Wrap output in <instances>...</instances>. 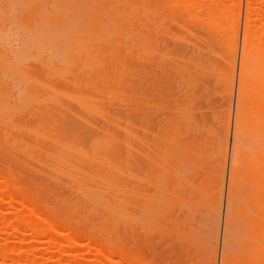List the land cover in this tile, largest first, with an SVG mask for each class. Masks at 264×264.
Returning <instances> with one entry per match:
<instances>
[{
  "label": "rangeland",
  "instance_id": "obj_1",
  "mask_svg": "<svg viewBox=\"0 0 264 264\" xmlns=\"http://www.w3.org/2000/svg\"><path fill=\"white\" fill-rule=\"evenodd\" d=\"M13 1L14 0H10L8 3L4 0H0V2L4 3V7H3V5L2 6L0 5V13L2 14V15L0 14L1 15L0 16V22L2 25V27L0 25V28L3 29V30L0 29V53H1L0 63H2V65H1L2 67L4 64H7V67L10 65L14 66V64H15L14 67H18L19 69H21V72H22V73H19L18 69H11L10 67L7 68L5 66H4V68H0V73L2 74V76H4V74L6 75V76H4L5 77L4 78V77H1V74H0V81H1L0 87H1V85H6L5 88H3V87L0 88V91H1L0 96H2V97H0V100H2L0 102H3V101L7 102L8 101V103H9V104L6 102L0 103L1 106L3 105V107H0L1 108L0 109V116H1V114H2V117H4L6 115L5 118H3V120H2V117H0V120H1L0 121V149H1L0 150V156H1L0 157V178L4 179V180L0 179L1 180L0 181L1 182L0 183V190L2 191V194L0 195V218H1V220H0V245L2 244V246H3V247L0 246V248H2V249L5 248L6 244H7V246L11 245L12 248L14 249V253H13V251H12L13 255H11L9 252L7 253L8 255H6V256H9L8 257L9 259L7 257H6V259L0 257V264H11V263L12 264H25V258H27L29 256L35 258L41 264H77V262L79 260H81L79 262H82L83 264H96V260H97L96 258L98 257L96 255L97 254V245L99 243L102 245V247L104 246V248L109 250V252H112L111 254L114 255L115 259L126 258L127 262H125V264H223V258H224L223 257V253H224L223 251L225 250V248H227V246H229V249L228 248L227 249L230 252V254L228 256H230L231 254H233V256L234 255L236 256L237 255L236 248L239 247L238 245L240 244V239L241 240L243 239L242 237L240 238L239 236H246L247 235V234L242 235L240 230H238V228L243 224V222L241 223V220L238 218L240 216L237 215L238 209H236V208L241 206V205H239L241 203L245 207L250 206V204H253V206H254V204L260 203V201L262 202L263 201L262 198L264 199V195L261 193L262 190L259 188V187H262V185L264 184V181H263L264 180V166H263L264 163H262V162H264L263 156H262L263 160L259 161L260 162L259 164H257L258 159L260 160L259 157L257 158L256 156H254V158L252 159V161L253 160L255 161V157H256L257 161H255V163L257 162L256 164L259 167V168L257 167V172H256L257 178L250 176L252 178V180H253V178L255 180L250 181L248 186L250 185V183H251V186H249V188L246 187V190L244 189L246 194L248 192L247 190L250 188H251L250 191L254 188L257 190V193H255L256 192L255 189L253 190V192L255 191L254 193L256 195V196L254 195L256 198H254V196H253L254 200H252L253 198L252 199L248 198L249 200L251 199L250 201H253L254 203L250 202L248 200L250 203L248 205V204H246V203H248V202H246L247 197L245 199H243V196L239 197L238 195H237L238 199L237 198L233 199L236 194L234 196L232 195L233 198L232 197L229 198V194H230L229 192L232 191V188H233V192H235V191L237 192L236 189H238L234 185V183L237 184V182H236L237 180L234 183H232V180H234L237 176L234 178L233 176L230 175L233 173L230 171V170H232V169H230V168H232V166L230 167V164L232 161H234V159H231V158H233L232 149L234 148V146L236 145L235 143L237 142L236 141V135L237 134L234 133L235 132L234 126L237 124V121H236L237 119L235 120V118H237L236 114L238 113V110H239L238 108L241 107L242 103L244 105L246 104V106H247V103H244L245 99L242 97V95H240V94H242V92H239V90H238L239 89L238 83H239V79H240L239 69H240V65H241L240 61H241V57H242L241 53L243 51L242 45H243V41H245V37H243V35H244V23H245V20L247 21V16H246L247 15L246 14L247 13V2H246L247 0H195V1L194 0H187L188 5H191L192 10H191L190 6L186 7L187 6V5H185V4H187L186 0H175V1L174 0H143V1L142 0H127L128 1L127 3L138 6L139 10H137V11H135L134 9H131L129 6L130 4L127 5L126 7L119 5L117 8L116 7L117 4L113 0H110V1L108 0L107 1L108 4L106 7L107 8L111 7L110 12L112 10V6L116 5L114 7L116 8V10H118V12L122 13V11H123V13L124 12L128 13V11L130 10L133 13H135V16H134V14L132 16L133 18L130 21L132 23H130V24H127L126 20L121 21L120 19L119 20L121 22L119 23L117 17H120L121 14L119 16L116 15L117 16L116 17L115 14L112 13L113 11L111 12L112 15H110V17H109V15H106L108 18L106 16H105L106 18H104L103 17L104 15L100 14V13H99L100 15H98L96 17L95 16L92 17L91 12H89L91 10H89V9H91L92 6L95 5L96 0H92L94 3H92L91 0H81L83 2L82 7L86 8L87 6H89L88 11H86V10L84 11V10H82V8H80L81 7L80 5L82 4V3H79L80 0H69V2L67 0H64V1H62V0L61 1L43 0L44 4L47 1L46 5H45L46 8H44L46 11V12L44 11L45 13L52 15L53 11H51V7H52V10H53V8H54V11L56 10L55 11L56 14L58 13V15H57L58 17L56 16V17L52 18L53 16L56 15L55 12H54L53 16L48 17L49 19L51 18L50 20L47 19L44 12L40 14V12L43 11L42 6H44V5H41V3H42L41 0L35 1V2H39V3H34V4L31 3V2H34V0H27V1H30L28 3L29 5L25 4L24 0L23 1L22 0H16L14 2ZM57 1L62 2V3H57ZM89 1H90V3H89ZM191 1L193 2V5H192ZM65 2L70 3V5L65 3ZM74 2H77L78 4H80L79 8L77 7L78 4H76ZM174 2H176L177 5ZM184 2H186V3L183 4ZM30 3L33 5H31ZM63 3L66 5H64ZM85 3H88V4H85ZM21 4H24V8H23L24 12L22 11L23 9H21V7H20ZM71 4H73V5L71 6ZM211 4H212V6L215 5V7L217 5V7H216L217 11H214V13H212L213 15L210 14L211 12L206 11L209 7H207V8L204 7L205 5L209 6ZM7 5H8V7L10 5H12V6H10L12 10L9 9L7 7ZM74 5H75V7L80 9V11H83V14H82L84 17L83 19L81 18L82 16L80 14L82 12L78 11L77 8L73 7ZM60 6H61V8H59ZM62 6L67 8L66 10L69 13H67V12L64 13L62 11V10H64V9H62ZM69 6H71V7H69ZM139 6L140 7L142 6V9H140ZM16 7H19V8H16ZM253 7H257V6L255 5ZM5 8H7V9H5ZM71 8H72V10H71ZM200 8L202 9V11ZM210 8H211V6H210ZM122 9H124V10H122ZM221 9H223V10L221 11ZM259 9H260L259 12L264 15V5L259 7ZM193 10H195V11H193ZM2 11H4L6 14ZM74 11H77L80 13H77L78 14L77 15L75 12V14H76L75 15ZM199 11H201V12H199ZM14 12H15V14H14ZM50 12H51V14H50ZM118 12H117V14H118ZM184 12H185V15H184ZM190 12L192 14H189ZM59 13L61 15L66 14L69 17L72 16L73 17V19H72L73 24H71L72 22L70 21L71 19L69 17L67 18L66 15H63L65 17H63V16L61 17V15ZM153 13H155V14H153ZM206 13H207V15H206ZM17 14H18V18H19L17 20L21 21V22H19V24H20L19 27H18L19 24L16 21V17H17L16 15ZM36 14H40L39 15L40 20L37 17L38 15H36ZM49 15H47V16H49ZM86 15H87V18L88 17L90 18V21H86V19H85ZM101 15H103V16H101ZM216 15H217V17H216ZM14 16H16V17H14ZM42 16L44 18L46 17L45 19H47L49 21V23L44 22L45 19H42L44 23L39 22V21H41ZM79 16H80V18H79ZM208 16H209V18H207ZM213 16H214V18H213ZM9 17H11V18H9ZM22 17H24V19ZM255 17H256L255 15H254V17H252L253 23H251V24H252V30L254 29L253 30L254 32L252 31L251 36H252V34H255L256 32H259L258 31L259 27H262V24L261 23L259 24V22L261 21L260 18L258 16L256 18ZM65 18L70 19V20H68L70 23L67 21V19L65 20ZM93 18L95 21L99 20V22L97 21L96 23H94V21L92 20ZM191 19H193L192 20L193 22L191 21ZM162 20H164V21H162ZM197 20H198V22H197ZM78 21H80L81 24ZM108 21L110 22V25H109ZM250 21H252V19ZM3 22H5V23H3ZM23 22L24 23L27 22V23L23 24ZM34 22H36V23H34ZM55 22H56L55 28H53V27L50 28L49 26H47V24H49V25L54 24V26H55ZM88 22H90L91 24H89ZM111 22L112 23L114 22L116 24L115 26L118 25V28H119V29H115L117 27H114L112 30L115 29L116 32H120V30H121V32L119 33L118 36L116 35L117 33L115 31H112L111 29H109V28H112L114 26V24H111ZM210 22L214 23V25L219 22L218 23L219 28L216 27L214 30V27H212V29H211L210 28V24H211ZM65 23L71 24V25H67ZM83 23L86 25H84ZM92 23H94V24H92ZM106 23L109 25V28H108V26H105L106 28H104V29H106V32L104 33V30H102V29L104 27L103 25H105ZM197 23H198V25H197ZM220 23H222V24H220ZM63 24H65L64 25L65 28L61 27V26H60V28L57 27V25L59 26V25H63ZM76 24L77 25L79 24V25L76 26ZM87 24H89L90 27H88L89 25H87ZM176 24H178V26L179 25L182 26L181 28H183V29H181L180 27H177ZM22 25L24 27H22ZM99 25L102 27V29L100 30L101 31L100 34H103V36H101V37H99V35H98L99 31L97 30ZM202 25H203V27H201ZM208 25H209V27H208ZM11 26H12V28H11ZM79 26H81L82 28ZM85 26H86V29H85ZM101 27H99V29ZM25 28H27L29 30H27ZM30 28H31V30H30ZM48 28H50L52 31L55 30V33L51 32L50 29L48 30ZM79 28H81V29H79ZM4 29L5 30L7 29V30L5 31ZM44 29H46V31H48V33L51 32L50 35L46 36L48 39V40L46 39L47 40L46 43L43 42L46 38L44 34L47 33ZM20 30H22L23 33L29 32V34H26V33L23 34ZM185 30H188V31H185ZM219 30L221 31L220 34H219V32H220ZM34 31H35V33H37L36 36H41L43 38L42 39L43 41H40L39 45H38L39 49L41 51V52H38V54L36 51L37 49L32 48L31 50H33V51H31L32 52L31 53L30 51H26L20 47V45H21L20 42H22V38L26 39L27 36H31V37L35 36ZM70 31H71V33H69ZM79 31H81V32H79ZM85 31L87 32L86 36L81 37V40L84 41L85 43L89 42V41H87V40H89L88 39L89 37H87V36H89L90 33H91V37H93V34H94V36H97V37L96 38L93 37L95 42L92 41L86 47H82L83 44L81 45V43H84V42H81L79 40V37L81 35H85V34H83V33H85ZM123 31H125V32L123 33ZM208 31H209V33H208ZM217 31H219V32L217 33ZM5 32H6V36H5ZM8 32H9V34H8ZM88 32H90V33H88ZM188 32H191L192 33L191 35L193 37L191 35H189ZM21 33H22V35H24V37H21L22 36ZM77 33L80 36L77 35ZM111 33L113 35H111ZM134 33H138L139 35H141L143 37V39H138V38L132 36V34H134ZM214 34H216V35H214ZM3 35H4V37H3ZM114 35H116L117 38H115L116 36H114ZM128 35H131L132 37L130 39L126 40L127 42H125L124 36H127L129 38L130 36H128ZM229 35H231V36H229ZM7 36H10V37H7ZM16 36L18 38V42H17V40L13 41V38L15 37L14 38V40H15ZM108 36H109V40L106 41L107 40L106 38ZM208 36H210V38ZM11 37H12V40H9V38H11ZM77 37H78V39H77ZM91 37H90V40H92ZM98 37L99 38L103 37L100 40H101V42H104V43H101L99 41ZM104 37H106V38L104 39ZM231 37H233V38H231ZM2 38H5V40H6L5 43L11 42V43H9L10 46H9V44H4L2 42L3 41ZM229 38H231V39H229ZM51 39H52V41H51L52 44H50ZM174 39H177V40H174ZM178 39H179V41H178ZM54 40L57 41L55 44H53ZM59 40H60V42H59ZM228 40H231L230 42L233 45L232 49L228 48V46L226 45V41L228 42ZM93 42L95 44H93ZM131 42H132V44H131ZM187 42H188V44H187ZM13 43H14V45H12ZM57 43H59V46H57ZM67 43L69 45H67ZM72 43L75 44V46H77V44H79L81 46V49L79 50L80 47L78 48V46L73 47ZM96 43H98V44H96ZM16 44L20 48H18V46ZM5 45H7V46H5ZM162 45H163V47H162ZM8 46L9 47H11V46L15 47L16 46V47L13 49V47L7 48ZM48 47H50V48H48ZM82 48H84V50H82ZM5 49H7V50H5ZM15 49H16V51L14 52ZM47 49H48V53H47V51H45ZM53 49L59 55L58 57H61L62 60L59 61L56 58H53V57L48 58L47 57V55L51 56V54H52L51 51ZM85 49L90 51V52L91 51H93V52H91L90 55H87L86 53H84L86 51ZM142 49L147 51L148 56L145 55V53L143 52ZM2 50L6 51V52H3ZM8 50H11V53L13 54V56ZM34 50L36 51V53L34 52ZM77 50H79V51H77ZM109 50L114 51V56L112 59H110L109 56H106V57L103 56V53L106 54ZM175 50H177V51H175ZM211 50H213V51H211ZM81 51H82L83 55L80 56V58H81L80 59V58H77V56L79 57ZM148 51L152 52V53L154 52L153 55H152V53H148ZM26 52L28 53V55ZM3 53H5L6 55L3 56ZM96 53H99V55L95 56ZM218 53H219V55H218ZM66 54H68V55L72 54V55H70V57H72L71 58V60L73 61L72 64L76 63L75 65H72L71 62L69 61V59H68V61H66L67 60ZM33 55H35V57H37V58H40V56H41V59H39V60L44 65L41 64V62L39 60H37V58H35ZM161 55H164L165 58L163 56L161 57ZM24 56H25V59H23ZM89 56H90V60L88 61ZM94 56L96 57V59H94L95 58ZM168 56H169V58H167ZM219 56H220V58H219ZM233 56L235 57V67H233V69L231 70V73L229 75V77H233L232 78L233 81L230 78L228 81L225 78V74H227L230 71V67L228 64H229V62ZM85 57L88 59H85ZM129 58H131V59H129ZM13 59H15V60H13ZM46 59L49 60L48 62H50V61L52 62L54 60L52 62L53 64L51 62L47 64ZM91 59H92V61H94V60L96 61V62L94 61L95 65H93L91 63L92 62ZM110 60L114 61V62L111 64ZM6 61H11V62L14 61V63L12 64L9 62L10 63V65H9V63ZM183 61H185V62H183ZM4 62H6V63H4ZM45 62H46V65H45ZM88 62H89V64H88ZM84 63L85 64L87 63V64L84 66ZM96 63H98V64H96ZM40 64L42 67H40ZM56 64H58V65H56ZM60 64L62 67L60 66ZM49 65L51 66V68H49L50 67ZM44 66H46V67H44ZM69 66L70 67L73 66V67L68 68ZM27 67H28V69H25ZM52 67L54 69H52ZM85 67L87 68L88 71L85 70L86 69ZM212 67H213V69H211ZM59 68L64 69V70L67 68L70 71V73L68 71L66 74V72L64 70L63 71L61 70L64 74L62 76H65V77L62 78L61 74H60V77H61L60 78L58 73H57V70H58V72H60ZM89 69H91V70H89ZM79 70L81 72H79ZM201 70H203L204 73ZM211 71H213V72H211ZM219 71L223 74V76H221L222 74L220 75ZM86 73H88V74H86ZM16 75H17V77H16ZM87 75H89L88 78H87ZM101 75L102 76L105 75L104 80H101ZM18 77H21L20 79L23 78L22 84H20L21 81H20V79H18ZM28 77H29V79L27 80ZM30 77L31 78L34 77L36 80H34V78H33L32 83H30V81H31ZM53 77H55V78H53ZM220 77H221V79H220ZM2 80H4V83ZM47 80L50 82H48ZM65 80L68 83H66ZM52 81H54V82H52ZM227 81H228V83L230 82V85L228 83H226ZM185 82H187V83H185ZM29 83H30V85H28ZM51 83H52V85H51ZM73 83L75 85H73ZM226 84H228V85H226ZM11 85H13V86L11 87ZM45 85H49L50 88L46 87ZM19 86H21V87L19 88ZM23 86H25V87H23ZM32 86H34V87H32ZM72 86H74V87H72ZM227 86H230V87L227 89ZM7 87L12 88V89H8ZM42 87L44 89H42ZM177 89H178V91H177ZM5 90H7V91H5ZM10 90L12 92L8 93ZM54 90H57L58 92L61 91V93H60L61 95ZM13 91H15L16 93ZM113 91L115 92V94H118V93H120V94L114 95ZM5 92L8 95H6ZM62 92L64 94L66 93L67 95L66 94L63 95ZM95 92H98V93H95ZM109 92H111V93H109ZM25 93L27 95H30V96L25 97V95H26ZM121 93L124 96L121 95ZM69 94H71V95H69ZM39 95H43V96H39ZM48 95H50L49 99L47 98ZM107 95H114V96L113 97L109 96L110 97V99H109V97ZM126 95L128 97H126ZM134 95H136V96H134ZM3 96H5L6 99H4ZM51 96H53V98H56V100L58 101L57 102L58 104L55 102L56 100L52 99ZM76 96L77 97L78 96L79 97L84 96L85 99L87 98V96H88V98L90 97V100H89L90 103L88 102V104H90V105L93 104L92 106L95 105L94 106V107H96L95 110H97L98 109L97 107H99V110H101L103 113H105V114H102L101 111L99 112V113H101V117L105 120L103 121V119L98 116L99 113H97V115L95 114L96 111L93 110L94 107L91 108L90 105H86V104H85V106H89V107H84V103L82 101V100H85L84 97H81L82 99L81 98L79 99ZM115 96L117 99L115 98ZM34 97H35V100L36 99H39V100L35 101ZM241 97L243 98V100H241L242 99ZM14 98H16V99L14 100ZM41 98H42V100H41ZM43 98L45 99V101L43 100ZM66 98L67 99L69 98L72 101H70L69 99L67 100ZM91 98H93L92 99L93 101L91 100ZM201 98H203V99H201ZM11 99H12V101H11ZM30 99L34 100V101H31ZM27 100H30V101H27ZM49 100H51V101L49 102ZM73 100L76 101L77 103L74 102ZM95 100H97V101L100 100V102H96ZM101 100H104V102H102ZM147 100H149V101H147ZM240 100L242 102H240ZM109 101H110V103H109ZM111 101H113L115 103H112ZM263 101H264V99H263ZM39 102L41 103V105ZM44 102H45V104H44ZM53 102L56 104H54ZM118 102H121V103L123 102V104L118 103ZM75 103H76V105H75ZM129 103H130V105H129ZM27 105H28V107H27ZM57 105H59V107ZM79 105L80 106L83 105V107L82 106L80 107ZM145 106H148V107L150 106V108L145 107ZM62 107H63V109H62ZM64 107H65V109H64ZM86 108H88V109H86ZM89 108H91L93 111L90 112L91 110L89 111ZM185 108L188 110L187 112H186ZM22 109L23 110L25 109L26 112H24L25 110L23 111ZM84 109H86V110H84ZM183 109H185V110H183ZM245 109H247V108H245ZM245 109H244V111H246ZM66 110H68L69 112ZM20 111H22L23 113ZM85 111L88 114L90 113L91 115H88ZM203 111H205V112H203ZM7 112H8V114H7ZM70 112H71V114L73 113L75 116L71 115ZM183 112L184 113L186 112V113L184 114ZM10 114H11V116H10ZM14 114H15V116H14ZM106 114H108L109 116H107ZM8 116L11 117V120L9 119ZM13 116H14V118H13ZM183 116L185 118L190 119V126H189V121H187ZM7 117L9 120H7ZM244 118H245V116H244ZM261 120H260V122H261ZM4 122L6 124L8 123L7 127L1 126V124H4ZM107 122H109V123H107ZM114 122L117 124H115ZM123 122L128 123L130 125H127ZM193 122H195V123H193ZM10 123L14 124V125H11ZM243 123H244V121H243ZM191 124H195V127H194V125L192 126ZM116 125L120 126L121 129L118 127H115ZM132 126H134V127H132ZM196 126L198 128H196ZM36 127H37V129H35ZM94 127L97 129H95ZM191 127H193V128H191ZM17 128L21 131H19ZM199 128L202 130H200ZM98 129H99V131H98ZM125 129H126V132L129 131L128 133L130 135L131 134L134 135L135 137L132 138L128 133L123 132V131H125ZM141 129H142V131H141ZM189 129H190V131H188ZM191 129H194V130H191ZM3 130H5V131H3ZM10 130L11 131L13 130V131L11 132ZM32 130H34V131H32ZM2 131H3V133H2ZM18 131H19V133H18ZM35 131H36V134L38 132L39 135L41 134L40 136L45 135L44 138H48V139H46V141H45V139L42 140L43 137L41 139H39L40 136H38V134H37L38 138H36L35 137ZM177 131L179 134L178 133L176 134ZM27 132H28V134H27ZM106 132H108L107 133L108 135L104 134ZM7 133H9L11 136ZM30 133H33V134H30ZM53 133H54V135H53ZM2 135H3V137H2ZM152 135H154V136H152ZM263 135L264 134L261 133L259 135V137L256 136L257 138H254V139H256L257 142L259 140V142H258L259 144H263L264 143V136ZM179 136L181 138H179ZM237 137L239 138L240 136L237 135ZM3 138H4V140H3ZM54 138H56V139H54ZM135 138L138 140H136ZM241 138H242V136H241ZM241 138H239V139H241ZM49 139H52V140H49ZM98 139L100 141L101 140H103V141L100 142ZM107 139H109V140L107 141ZM47 140H49V141H47ZM94 140L95 141L98 140L101 144H99L98 141L95 142ZM51 141L52 142L54 141L53 142L54 144L57 143L58 145H60V146L63 145L66 148L65 147L61 148L60 146H57L56 144L54 146L53 143H50ZM92 141H94V143ZM105 141L109 144L108 147H105V146H107V144H105L103 146V143ZM139 141H141L145 146L143 144H141ZM3 142H5L6 144ZM15 142H17V144ZM167 142H171V144L167 143ZM243 142H244V140H243ZM243 142H242V140L241 141L239 140L237 143H239L240 145H243V144L245 145V142L244 143ZM13 143L15 144V146ZM65 143L67 144V146ZM123 143L126 144L127 146L129 145L130 147L127 148L126 145H124ZM95 144L96 145L98 144V145L96 146ZM68 145H70V146H68ZM99 145H101V146H99ZM178 145L180 146L179 147L180 149L178 148L179 151H177L178 149H176L178 147ZM11 146H12V148H11ZM28 146H29V148H28ZM73 146L75 148H73ZM94 146L99 148V152L98 151L96 152V150H98V148H96ZM102 146L105 147L107 150H105V148H100ZM263 146H264V144H263ZM25 147L28 148V150L26 149V151H25L24 150ZM33 147H35L34 149H36V148L37 149L34 150ZM218 147H221V148H218ZM258 147H260V146H258ZM19 148L22 149V152L19 151ZM64 148H65V150H64ZM68 148H70V149L67 150ZM71 148H72V150H71ZM78 148H80L81 151H79ZM95 148H96V150L94 151ZM38 149H40V150L38 151ZM73 149H74V152H73ZM175 149H176L178 156L175 154L176 153ZM184 149H186L187 152H188V150H190L189 153H185L186 151ZM219 149H221V150H219ZM261 149H263V148L260 147L258 150H256L257 153L256 152L255 153L257 154V156L258 155L260 156L261 155L260 153H262L264 151V149H263L261 152ZM134 150H135V152H134ZM172 150H174V151H172ZM181 150H183V151H181ZM5 151L7 152V154ZM13 151H15V152H13ZM40 151H42V152H40ZM76 151H77V154H75ZM78 151L81 153L80 154V155H82L81 157L78 155L79 154ZM82 151L83 152L86 151V153H84V154H86L88 157H90V159H88V157L86 155L82 154L83 153ZM136 151L139 152L140 154L139 153L137 154ZM217 151H219V152H217ZM46 152L49 154L47 155ZM191 152H192V154H191ZM92 153H95V154H92ZM30 154H31V157L33 156L32 160L29 158ZM38 154H40V155H38ZM181 154L182 155L184 154V155L182 156ZM193 154H195V155H193ZM198 154H200V155L202 154L201 155L202 157H200V155H199V158H202L201 160L197 159ZM203 154H205V155H203ZM212 154H214V155H212ZM9 155H11V156H9ZM22 155H24V156H22ZM26 155H28L27 157L29 159L26 157ZM217 155H219V156H217ZM231 155H232V157H231ZM99 156H100V158H102V160L100 158H98ZM173 156H175V157H173ZM213 156H215V158H213ZM145 157L148 160H146ZM57 158L60 160H57ZM91 158H94V160L96 159V162L99 161V163H95V161L91 162ZM163 158H165V159H163ZM175 158H178V159L176 160ZM85 159H87V160H85ZM61 160L66 161V162H70L71 164L70 163L66 164L65 162L63 163ZM35 161L37 162V164L35 163ZM77 161L80 163H78ZM202 162H204V164ZM49 163L52 165H50ZM102 163H104V164H102ZM181 164L184 166V167H182L183 168L182 170L180 167ZM194 164H196V165H194ZM101 165H103V166H101ZM189 165H192V166H189ZM107 166L108 167L110 166L111 168L109 169V168H107ZM116 166H118V167H116ZM224 166H225V169H224ZM28 167L29 168L32 167L33 170H32V168H30V170H29ZM74 167L77 168V169H75L76 170L75 172L72 169ZM177 167L178 168L180 167V170L182 171V172H180V174L184 173L183 170L185 168L187 170V167H188V169L190 167H192L189 170L191 172V174L188 172V170L187 171L184 170L186 174H183L181 176L178 172L179 175L178 176L176 175V177H175V170H179V169H176ZM221 167L224 170H222ZM7 168L10 169V170H8L9 174H7L8 172H5V170H7ZM48 168H49V170H48ZM59 168H61L62 170ZM69 168H71L73 171H71V169L69 170ZM112 168H115L117 171L119 170L121 172L120 173L121 175L119 174V172L115 173V171H113ZM212 168H213V170H212ZM254 168L256 169V165ZM2 169H4V170H2ZM54 169L56 171H58L57 174H56V171H53ZM193 169H195V170L193 171ZM35 170H39V172H36V174H35ZM77 170H78V172H81L82 174L77 173ZM127 171L131 173L129 175L131 177L128 176L129 173H127ZM246 171H248V170H246ZM68 172H71L72 175L74 174V176H72ZM165 172H166V174H165ZM221 172H223V173H221ZM37 173H39L40 175ZM41 173H43L45 176ZM59 173H63L64 175H68V176H66V178L69 180H67L64 176H62V174L60 175ZM123 173L125 176H123ZM251 173H252V171H251ZM85 174H86V176H85ZM132 174L134 176H132ZM188 174H190V175H188ZM213 174H215V175H213ZM9 175L12 176V178L10 177L11 179L9 178ZM75 175H77L76 176L77 178L75 177ZM184 175H187V176H184ZM69 176L72 178V180H70L71 178H69ZM162 176L163 177L166 176V177H164L166 180H164ZM180 176H181L183 181L179 178ZM50 177L54 178L56 181L51 180L52 178H50ZM80 177H82L84 179V181ZM90 177L93 178L94 180L91 179ZM160 177H162V180ZM183 177L185 178L186 181H189L191 188L188 187L189 184L188 185L185 184L186 181L183 179ZM250 177H249V180H250ZM13 178H15V180H13ZM95 178L102 180V181L96 180ZM159 178H160V180H156ZM177 178H179V180ZM73 179H75L76 182L80 181V183L74 182ZM103 180L106 182V184L103 183ZM136 180H138L139 182L141 180L143 183H139ZM163 180H164V182L165 181L166 182L164 183ZM238 180L240 181V178H238ZM2 181H4V182H2ZM252 182L253 183L255 182L256 184L252 185ZM72 183H74V185H72ZM218 183L220 184L219 186H218ZM79 184L81 187L79 186ZM111 184L114 186H112ZM115 184H117V185H115ZM153 184H155V185H153ZM229 184L232 185V188L230 187ZM8 185H10V187ZM175 185H177V186H175ZM181 185H182V187H181ZM191 185L192 186L194 185V187H192ZM254 185H256L257 187ZM5 186H6L7 190L9 191V193L12 194V195H10V197H9V195H7V193H5L6 192ZM100 186H102V188H100ZM107 186H108V188L111 187L114 190H112L111 188H109V189L103 188V187L107 188ZM153 186L157 187L156 189H158V186H161V188L159 190L162 192V194L160 193L159 190H156L155 188H153ZM178 186L180 188H178ZM245 186H243V187L245 188ZM19 187H20V189H19ZM84 187L88 188V190H91V191L93 188V190L95 192H92V194H91V192L88 191L87 189H85ZM229 187L231 188V190H229L230 189ZM82 188H84L85 190H83ZM89 188H91V189H89ZM165 188L167 189V191ZM129 189L134 190L132 202H133V204H135V205H133L135 207H133V206L127 207V205H125L128 201V197L126 195V192ZM71 190H72V192H71ZM76 190L77 191L80 190L81 192L86 191V194H85L86 196L84 195L85 198L83 199V196L81 198L82 194L80 192H78V194H77ZM182 190L184 193V194L182 193L183 197L181 196L182 194H180L181 197L179 196V198H178V194L180 192H182ZM87 191H88V193H87ZM100 191H106V192L108 191L109 193L105 192L106 194L104 193V196H103L102 195L103 193H101ZM122 191H123V193H122ZM171 191L173 193H171ZM114 193H116V195H114ZM117 193H119V194L117 195ZM120 193H122V194H120ZM88 194L90 197L88 196ZM97 194H101L103 197H101V195H98L99 196L98 197ZM108 194L111 197L108 196ZM145 194H147V195H145ZM148 194H151V195L153 194V196L150 197V195H148ZM159 194H161L160 198L158 197ZM238 194H241V193L239 192ZM249 194L251 195V193H249ZM136 195H137V197H136ZM154 195L159 198V199L155 198V199H158L156 201L157 202L159 201V202L157 203L155 200H153L154 201V203H153L152 201H150V202H152L151 203L152 205H151L148 200L153 199L152 197H154ZM93 196H94V198L96 197V199H98V201H99L98 204L95 203V202H97V200L92 198V200L94 199L93 202L95 203L93 205V202L91 200V197H93ZM138 196L143 197V199L145 197L146 198L143 200L142 198H140ZM17 197L29 200L35 207H38L39 210L42 213H44L45 216H39L38 218L34 217V219L32 220V223L39 228V231L34 232L33 230H30L32 228H30L31 224L28 225L29 223H27V225H26V223L25 224L24 223H18V224L16 223L17 221H16L15 216L20 214L21 217L22 216L28 217L29 213H30V211H29L30 207L28 209L27 207H22V206L17 205V203H16ZM114 197H115V199L117 198L116 199L117 201L113 200ZM162 197L166 200H164ZM88 198H90L89 201H88ZM103 198L106 200L105 203H104L105 200H102ZM177 198H178V201H177ZM183 198L186 200H184ZM231 198L234 200L232 202V206L235 207V209L232 207L235 210L234 211L232 209L233 210L232 212H233V215L235 213H237V214H235L236 217L235 216L232 217V214L230 216H229V214L227 215V213L229 211L228 208L230 205L229 200H231ZM100 199H101V201H100ZM179 199L182 201H180ZM189 199H191V200L189 201ZM118 200H121V202H120L121 204H117ZM61 201H63L62 202L63 205L62 204L61 205L63 208H65V210H63L61 208V206H60L61 209H59V207H58L60 205ZM107 201L109 204L107 203ZM122 201L125 202V204H123ZM164 201H166L167 203ZM179 201L181 203H183V205H181V203ZM187 201H189V202L187 203ZM67 202H68V204H66ZM162 202H164V203L162 204ZM243 202H245V203H243ZM64 203L67 205V207ZM99 203H102V204H99ZM185 203L189 204V207ZM51 204H52V206H51ZM69 204H71V205H69ZM106 204L109 205L107 207L109 209H111L110 211L108 209H105L104 205H106ZM154 204L155 205L160 204L161 206H159V208L161 210H159V208H157L158 205L155 206ZM114 205H115V207L113 208ZM69 206H70V209H69ZM94 206H96V207H94ZM103 206H104V209H102ZM149 206H151V207H149ZM258 206H259V204H258ZM261 206L263 207V203ZM117 207H120V208L117 209ZM121 207H122V210H121ZM152 207L157 208V209H155V211L159 210L158 214H160L162 212V215L164 214V216H162L161 214L156 215L157 212L156 213L154 212L155 214H153L154 209H152ZM255 207L257 208V206H255ZM52 208H54L55 210H57V209L59 210L58 215H56L58 210L56 211L55 214L53 212H51V211H54ZM75 208H76V210H75ZM143 208H145V211ZM163 208H165L164 209L165 211L164 210L162 211ZM187 208H189V209H187ZM263 208L260 207V209H258V211H261V209H263ZM67 209H69V210H67ZM127 209H129L131 212L138 215V218L133 220V222H131V225L128 222H124V221H126L124 213L120 212V211L124 212ZM148 209L151 210L152 212L151 211L147 212V211H149ZM186 209H187V212H186ZM72 210H73V212H72ZM104 210L107 212H105ZM113 210L116 212H114ZM142 210H143V212H141ZM250 210L251 209L249 208L248 211H250ZM70 212H72L71 213L72 215L70 214V216H68V217H70V219H72L73 221L70 220L68 217H66L65 213H70ZM164 212H166L167 214ZM252 212H254V211H251L250 213H252ZM50 213H52V214H50ZM141 213H143L144 215L142 216ZM177 213H178V215H177ZM255 213L257 214V211L254 212V214H253L254 217L258 218V216L260 214L257 216V215H255ZM64 215H65V217H64ZM155 215H156V218L153 217ZM186 215H188V216H186ZM81 216H84L85 218L81 217ZM112 216L114 217L113 219H112ZM115 216H118V217H115ZM148 216H152V217L147 218ZM160 216H162V217H160ZM227 216L233 218V219H231V220H233V224L230 225V223H232V222H230V221H229L230 223L228 222V220H230V218L228 217L229 219H227ZM261 216H264V212L262 213V215H260V217ZM176 217H178V218H176ZM65 218H67L68 221L65 220ZM115 218H117V221L121 220L122 218H124V219H122L116 225V222H113V221H115L114 220ZM175 219H177V220H175ZM263 219H264V217H263ZM48 220L52 221L54 224L60 225L61 227L53 228V229H46L45 224ZM76 220H77V222H75ZM104 220H106V221H104ZM257 220H256V223H257L256 226L258 225L257 227H260ZM261 220H262V218H261ZM259 221H260V219H259ZM263 221L264 220H262L261 223ZM99 222H101V223H99ZM122 222H123V224H122ZM135 222L138 223V224L136 223V225H138V226H136L134 224ZM173 222H174V225L176 224L178 226V228H176V226L174 227V225L171 224ZM77 223L80 226L77 225ZM132 223H133V225H132ZM156 223L160 224L162 227H165V228H162L163 233H161L158 224L157 225H158L159 230L156 231V229H153L156 226ZM227 223H229L230 227L232 226L230 228L231 231L229 233V236H231L229 239L230 240L229 245H226L225 238H224V237H226V236H224L226 234L225 231L227 229L230 230L229 228L225 229L227 227L226 225H228ZM263 224H264V222L262 223V225L261 224L260 225L263 226ZM16 225H18L17 226L18 231H16V235H14V236L19 237L18 238L19 240L16 237H14V238H16V240H18L17 243H15L16 240L14 238H11L13 236V232L15 231ZM139 226L144 227L145 229L140 228ZM183 226H185V227H183ZM92 227L93 228L96 227V230L94 233H93L94 230L92 231ZM187 227H189V228H187ZM109 228L112 230H110ZM263 228H264V226L262 227V230H260V232L257 230V232L260 233V235L256 236L257 234L254 233V236H256V237L255 238L252 237L253 239H251V236H253V235L251 234V236H250V240H252V241L253 240L256 241V239L258 241L259 240L258 238H259V236L261 237V234L263 236V238L262 237L260 238V242L263 245V249L260 245L261 243L256 242L254 244V242H253L255 249L257 248L256 247V244H257V246L260 249L264 250V231H263L264 229ZM13 229H14V231H13ZM100 229H101V231H100ZM102 229L104 230V232ZM142 229L146 230L147 232L142 230ZM148 229H150V230H148ZM152 229L155 231H153ZM174 229L176 232H174ZM259 229H261V228H259ZM89 230H91V231H89ZM106 230H107V232H106ZM255 230H256V228H255ZM140 231H142V233ZM143 231L145 232V235H144ZM184 231H185V233H184ZM237 231H238V233H237ZM252 231H254V229ZM105 232H106V234L108 233V235H106L107 238L104 235ZM169 232L173 235H171ZM177 232L180 233V235H182V233H183L182 237L179 236V234L175 235V234H177ZM99 233H101V236L98 235ZM248 233H249V231H248ZM10 234L12 235L11 237H10ZM70 234L78 236L79 239L78 238H75V239L70 238ZM169 234H170V236H168ZM184 235L186 237H189L190 235H192V236L189 237L190 239H187ZM82 236L84 237V239L81 238ZM160 236H163V237H160ZM246 237H248V236H246ZM176 238H178V239H176ZM236 238H238V239H236ZM104 239L106 241H104ZM113 239H116L115 240L116 242ZM10 240H11V242H10ZM88 240H90V241H88ZM107 240L111 243L112 246H110V244ZM190 240H191V242H190ZM12 241H14L15 244L12 245L11 244ZM248 241L249 240H247L246 242H248ZM252 241H250V242H252ZM104 242H107L108 244H104ZM3 243L5 245H3ZM224 243L226 245L225 248H224V246H225ZM247 244H249V243H247ZM11 246L8 247L9 250L11 249ZM131 246H133V247L131 248ZM251 246L252 245H250V250L252 249L253 251H250L249 253H250V255H253L256 251H254L255 249H253L254 246L253 247H251ZM6 248L3 250H7ZM130 248H131V250H130ZM256 250L258 251V249H256ZM210 252H211V254L214 253L213 257H211L212 255L211 256L209 255ZM126 253H127V256H125ZM249 253H248V256H249ZM258 253L257 254L255 253L254 257L260 256V253L259 254ZM129 254L132 255L131 261H130V258L129 259L127 258L128 256L129 257L131 256ZM233 256H232V258H234ZM254 257L249 259V261H252V262H249L250 264H255L254 263V261H255ZM232 258L228 259L229 264H234L238 260L237 259L236 261H234V259H232ZM249 258H250V256H249ZM261 258H260V260H261ZM99 259H100L99 261L101 264H111L107 258H99ZM10 260H12V262H10ZM256 260H259V259L256 258ZM235 264H239V263L236 262ZM257 264H264V261H262L260 263L258 261Z\"/></svg>",
  "mask_w": 264,
  "mask_h": 264
},
{
  "label": "bare ground",
  "instance_id": "obj_2",
  "mask_svg": "<svg viewBox=\"0 0 264 264\" xmlns=\"http://www.w3.org/2000/svg\"><path fill=\"white\" fill-rule=\"evenodd\" d=\"M4 1H6V2H8L9 3V1L10 0H4ZM14 1H16V0H14ZM13 1V2H14ZM23 1V0H22ZM35 1H37V0H34V2H31V3H39V2H35ZM42 1V3H41V5H44V6H42L43 7V11H41L40 12V14L41 13H43L44 11H45V9L44 8H46L45 7V5H46V3H47V1H46V3L44 4L43 3V0H41ZM51 1H53V0H51ZM58 1H61V0H58ZM57 1V3H62V2H58ZM62 1H64V0H62ZM68 2H69V0H67ZM92 1V0H91ZM107 1L108 0H96L95 1V5L94 6H92V8L91 9H89V6H87L86 8L85 7H82L83 6V2L80 0V2L79 3H82L81 5L80 4H78L77 2H74V3H76V4H78L77 5V7L79 8V5L81 6L80 8H82V10H86V11H88V9L89 10H91V11H89V12H91V15H92V17L93 16H98V15H100V14H103V15H101V16H103L104 18H106L107 16L106 15H109V17H110V15H112L111 14V12L113 13V14H115V16L117 15V16H119L120 14V17H117L118 18V22L120 23L122 20H126L127 21V24H130V23H132V22H130L131 20H132V16H133V14H134V16H135V13H133L132 11H128V13H123V11H122V13L121 12H118V10H116V8L114 7V6H116V5H114V6H112V10H111V12H110V8H107L106 6H107ZM110 1V0H109ZM116 4H117V8H118V6L119 5H122V6H124V7H126L127 5H129L130 3H127L128 1L127 0H113ZM143 1V0H142ZM175 1V0H174ZM195 1V0H194ZM24 2H25V4H27V5H29L28 3L30 2V1H27V0H24ZM23 2V3H24ZM68 2H65V3H67V4H69L70 5V3H68ZM186 2H187V0H186ZM186 2H184L183 4H185ZM192 2V1H191ZM212 2V1H211ZM214 2V1H213ZM247 2V21L245 20V23H244V35H243V37H245V41H243V45H242V49H243V51H242V53H241V55H242V57H241V61H240V63H241V65H240V69H239V72H240V75H239V77H240V79H239V83H238V85H239V92H242V94H240V95H242V97L245 99L244 100V103H247V106H246V104L244 105L243 103H242V105H241V109L240 108H238L237 110H238V113L236 114L237 116V118H235V120L237 121V124L234 126V133L235 134H237L238 136H240L239 138H241V136H242V138L241 139H239L238 137H237V135H236V141L238 142L239 140L241 141L242 140V142H243V140H244V142H245V145L243 144V145H240L239 143H237L236 141V145L234 146V148L232 149V152H233V158H231V159H234V161H232L231 162V164H230V167L232 166V168H230V169H232V170H230L231 172H233L232 174H230L231 176H233L234 178V180H232V183H234L236 180V182H237V184L236 183H234V185L236 186V188H238V189H236L237 190V192L235 191V192H233V188H232V185L231 184H229L230 185V187L232 188V191H230L229 193V198L230 197H232L233 198V196H234V198L233 199H235V198H237V195L240 197V196H243V199H245L246 197H247V199H246V202H248V203H246V204H250L249 203V201L253 198V196L255 195V193H257V190L255 189V193L253 192V190L254 189H252L251 191H250V189H248L247 191V194L249 195H247L246 193H245V190H246V187L247 188H249V186H251V183H250V185L248 186V184H249V182L250 181H254L255 179L253 178V180H252V178L250 177V176H253V177H255V178H257L256 177V172H257V164H259L260 162L259 161H261V160H263L262 159V156L264 157V151L262 152V150L264 149V146H263V144H259L258 142H259V140H258V142L256 141V139H254V138H257V137H259V135L261 134V133H263L264 134V101H263V99H264V15L263 14H261L260 12H259V7H261L262 5H264V0H247L246 1ZM1 4V6L3 5V7H4V3H2V2H0ZM30 3V4H31ZM89 3H90V1H89ZM92 3H94L93 1H92ZM144 3V2H143ZM167 3V2H166ZM176 5H177V3L176 2H174ZM11 4V3H10ZM13 4V3H12ZM19 4V3H18ZM33 4H31V5H33ZM64 4V3H63ZM62 4V5H63ZM85 4H88V3H85ZM182 4V5H183ZM217 4V3H216ZM64 5H66V4H64ZM73 4H71V6H72ZM91 5V4H90ZM185 5H187L186 7H188V6H190V8H191V5H188V2H187V4H185ZM192 5H193V2H192ZM218 5V4H217ZM217 5H216V7H217ZM257 6V7H253V6ZM10 6H12V5H10ZM8 7V5H7V7L9 8V9H11V7ZM71 6H69V7H71ZM110 6V5H109ZM130 6V8L131 9H134L135 11H137V10H139V8H138V6H136V5H133V4H130L129 5ZM175 6V5H174ZM198 6V5H197ZM210 6H211V8H210ZM222 6V5H221ZM2 7V8H3ZM20 7H21V9H23L24 8V4H21L20 5ZM31 7V6H30ZM29 7V8H30ZM51 7V6H50ZM54 7V6H53ZM73 7H75V5L73 6ZM77 7H75V8H77ZM140 7V6H139ZM204 7H209L206 11L207 12H211L210 14H212V13H214V11H217V9H216V7H215V5H213L212 6V4L211 5H205ZM253 7V8H252ZM16 8H19V7H16ZM28 8V9H29ZM59 8H61V6L59 7ZM77 8V9H78ZM85 8V9H84ZM129 8V9H130ZM5 9H7V8H5ZM8 9V10H9ZM62 9H64V10H62L64 13L65 12H67V8H65L64 6H62ZM93 9V10H92ZM118 12V14H117V12L115 11V10ZM140 9H142V6L140 7ZM186 9V8H185ZM184 9V10H185ZM201 9V8H200ZM219 9V8H218ZM256 9V10H255ZM3 10V9H2ZM12 10V9H11ZM20 10V9H19ZM26 10V9H25ZM71 10H72V8H71ZM76 10V9H75ZM122 10H124V9H122ZM191 10H192V8H191ZM220 10V9H219ZM223 9H221V11H222ZM10 11V10H9ZM23 12H24V9L22 10ZM21 11V12H22ZM51 11H53V13H52V15H49L48 13H45V16L47 17V19L48 20H50L48 17H50V16H53L54 15V12L56 11H54V8H53V10H52V7H51ZM69 11V10H68ZM78 11H80V9H78ZM146 11V10H145ZM193 11H195V10H193ZM201 11H202V9H201ZM201 11H199V12H201ZM2 12H4V11H2ZM12 12V11H11ZM48 12V11H47ZM59 12V11H58ZM75 12H76V14L77 13H80V12H82V13H80L81 14V18L83 19L84 17H83V11H80V12H77V11H74V14H75ZM116 12V13H115ZM144 12V11H143ZM152 12V11H151ZM258 12V13H257ZM5 13V12H4ZM10 13V12H9ZM67 13H69V12H67ZM71 13V12H70ZM88 13V12H87ZM100 13V14H99ZM137 13V12H136ZM263 13V12H262ZM1 14V13H0ZM6 14V13H5ZM14 14H15V12H14ZM40 14H36V15H38L37 17L39 18V15ZM50 14H51V12H50ZM55 14H56V12H55ZM60 14V13H59ZM72 14V13H71ZM75 14V15H76ZM150 14V13H149ZM153 14H155V13H153ZM189 14H192L191 12L189 13ZM2 15V14H1ZM0 15V16H1ZM9 15V14H8ZM43 15V14H42ZM47 15H49V16H47ZM58 15V13L55 15V16H53L52 18H54V17H56ZM61 15V14H60ZM63 15H66V14H62L61 15V17L63 16ZM74 15V16H75ZM78 15V14H77ZM184 15H185V12H184ZM206 15H207V13H206ZM205 15V16H206ZM213 15V14H212ZM254 15L257 17H259L260 18V22H259V24L261 23L262 24V27H259V29H258V31L259 32H256L255 34H252V36H251V33H252V31L254 30H252V24L251 23H253V18L252 17H254ZM17 16V17H16ZM16 16H14V17H16V21H17V23L19 24V22H21V21H18L17 19H19L18 18V14L16 15ZM106 16V17H105ZM143 16V15H142ZM231 16V15H230ZM229 16V17H230ZM45 17V18H46ZM58 17V16H57ZM63 17H65V16H63ZM66 17L68 18L69 16L68 15H66ZM156 17V16H155ZM186 17V16H185ZM216 17H217V15H216ZM255 17V18H256ZM6 18V17H5ZM9 18H11V17H9ZM23 19H24V17H22ZM43 16L41 17V21H39V22H43V20L42 19H45ZM67 18H65V20L67 19ZM70 19H67V21L68 20H70L71 22H72V19H73V17L71 16V17H69ZM79 18H80V16H79ZM108 18V17H107ZM198 18V17H197ZM207 18H209V16L207 17ZM213 18H214V16H213ZM4 19V18H3ZM22 19V20H23ZM47 19H45L44 20V22H48L49 23V21L47 20ZM85 19H86V21H90V18L88 17L87 18V15H86V17H85ZM88 19V20H87ZM102 19V18H101ZM121 21H120V20ZM146 19V18H145ZM252 19V21H250ZM39 20H40V18H39ZM64 20V19H63ZM64 20V21H65ZM93 21H94V23H96L97 21L99 22V20H97V21H95L94 20V18L92 19ZM115 20V19H114ZM139 20V19H138ZM144 20V19H143ZM151 20V19H150ZM166 20V19H165ZM193 19H191V21H192ZM196 20V19H195ZM213 20V19H212ZM225 20V19H224ZM229 20V19H228ZM3 21V20H2ZM52 21V20H51ZM66 21V22H67ZM152 21V20H151ZM162 21H164V20H162ZM221 21V20H220ZM6 22V21H5ZM5 22H3V23H5ZM38 22V23H39ZM43 22V23H44ZM69 22V21H68ZM79 23H80V21H78ZM141 22V21H140ZM193 22V21H192ZM197 22H198V20H197ZM9 23V22H8ZM7 23V24H8ZM14 23V22H13ZM27 22H23V24H26ZM34 23H36V22H34ZM70 23V22H69ZM89 24H91L90 22H88ZM94 23H92V24H94ZM108 23H109V25H110V22L108 21ZM211 24H210V28L212 29V27H214V30H215V28L216 27H218L219 28V22L218 23H216L215 25H214V23H212V22H210ZM42 24V23H41ZM65 24H67V23H65ZM65 24H63V25H57V27H59L60 28V26L61 27H64V25ZM71 24H73V22L71 23ZM71 24H67V25H71ZM81 24V23H80ZM84 24V23H83ZM82 24V25H83ZM89 24H87V25H89ZM102 24V23H101ZM111 24H114V26L112 27V28H109V25L106 23L105 25H103L104 27H103V29H102V27L99 25V27H101L100 29H99V27L97 28V30L99 31V37H101V36H103V34H100L101 33V29L102 30H104V33L106 32V29H104V28H106L105 26H108V28L109 29H113L114 27H117V28H115V29H119L118 28V25L117 26H115L116 24L113 22H111ZM175 24V23H174ZM214 26H213V25ZM220 24H222V23H220ZM0 25H1V22H0ZM12 25V24H11ZM17 25V24H16ZM35 25V24H34ZM53 25V26H52ZM79 25V24H78ZM77 24H76V26H78ZM84 25H86V24H84ZM159 25V24H158ZM171 25V24H170ZM177 25V27H182V26H178V24H176ZM197 25H198V23H197ZM227 25V24H226ZM4 26V25H3ZM20 26V24L18 25V27ZM47 26H49L50 28H55L56 27V22H55V26H54V24H51V25H49V24H47ZM73 26V25H72ZM222 26V25H221ZM220 26V27H221ZM231 26V25H230ZM1 27H2V25H1ZM22 27H24L23 25H22ZM79 27H81V26H79ZM88 27H90V25L88 26ZM87 27V28H88ZM156 27V26H155ZM201 27H203V25L201 26ZM208 27H209V25H208ZM8 28V27H7ZM11 28H12V26H11ZM14 28V27H13ZM50 28H48V30L50 29ZM65 28V27H64ZM82 28V27H81ZM81 28H79V29H81ZM217 28V29H218ZM232 28V27H231ZM1 29V28H0ZM19 29V28H18ZM25 29H27V28H25ZM42 29V28H41ZM47 29V28H46ZM46 29H44L45 31H46ZM85 29H86V26H85ZM92 29V28H91ZM115 29L114 30H112V31H115ZM181 29H183V28H181ZM216 29V30H217ZM226 29V28H225ZM1 30H3V29H1ZM5 30V29H4ZM7 30V29H6ZM5 30V31H6ZM13 30V29H12ZM23 30V29H22ZM22 30H20L21 32H22ZM27 30H29V29H27ZM30 30H31V28H30ZM110 30V31H111ZM209 30V29H208ZM224 30V29H223ZM222 30V31H223ZM230 30V29H229ZM17 31V30H16ZM25 31V30H24ZM33 31V30H32ZM31 31V32H32ZM43 31V30H42ZM50 31L51 32H53V33H55V30H51L50 29ZM49 31V32H50ZM88 31V30H87ZM108 31V30H107ZM119 31V30H118ZM185 31H188V30H185ZM220 31V30H219ZM219 31H217V33L219 32ZM228 31V30H227ZM4 32V31H3ZM13 32V31H12ZM47 33H45L44 35H45V37L46 36H48V35H50V33H48V31H46ZM79 32H81V31H79ZM103 32V31H102ZM116 32V31H115ZM120 32H121V30H120ZM120 32H116L117 34V36L119 35V33ZM125 31H123V33H124ZM156 32V31H155ZM254 32V31H253ZM23 33V32H22ZM22 33H21V35H22ZM26 33V32H25ZM25 33H23V34H25ZM69 33H71V31L69 32ZM86 31H85V33H83V34H85V35H79L78 33H77V35H79L78 37H79V40L81 41V42H84V41H82L81 40V37H83V36H86ZM88 33H90V32H88ZM110 33V32H109ZM189 33V35H191L192 33L191 32H188ZM208 33H209V31H208ZM211 33V32H210ZM221 33V31L219 32V34ZM230 33V32H229ZM233 33V32H232ZM3 34V33H2ZM8 34H9V32H8ZM7 34V35H8ZM16 34V33H15ZM19 34V33H18ZM26 34H29V32L28 33H26ZM33 34V33H32ZM34 34H35V36H27L26 37V39L25 38H22V42H20L21 43V45H20V47L22 48V49H24V50H26V51H33V50H31L32 48H34V49H37L36 51H37V54H38V52H41L40 51V49H39V42L40 41H43L42 39V37L41 36H36V34L37 33H35V31H34ZM57 34V33H56ZM231 34V33H230ZM20 35V34H19ZM52 35V34H51ZM88 35V34H87ZM111 35H113L112 33H111ZM116 35H114V36H116ZM212 35V34H211ZM214 35H216V34H214ZM5 36H6V32H5ZM72 36V35H71ZM75 36V35H74ZM105 36V35H104ZM117 36L115 37V38H117ZM128 36H130L129 38L127 37V36H124L125 37V42H127L126 40H128V39H130L132 36H134V37H136V38H138V39H143V37L141 36V35H139L138 33H134V34H132V36L131 35H128ZM192 36V35H191ZM229 36H231V35H229ZM234 36V35H233ZM3 37H4V35H3ZM7 37H10V36H7ZM20 37V36H19ZM21 37H24V35H22ZM64 37V36H63ZM73 37V36H72ZM78 37H77V39H78ZM87 37H89L88 39L89 40H87V41H89V42H84V43H81V45H82V47H86L87 45H89V43H91L92 41H94V39H93V37H97V36H94V34H93V37H91V33H90V35L89 36H87ZM90 37L92 38V40H90ZM98 37V38H99ZM127 37V38H126ZM169 37V36H168ZM178 37V36H177ZM193 37V36H192ZM209 38H210V36H208ZM15 38V37H14ZM14 38H13V41H16L17 40V42H18V38H17V36H16V39L14 40ZM75 38V37H74ZM103 38V37H102ZM102 38H99V41L101 42V40L100 39H102ZM106 37H104V39H105ZM113 38V37H112ZM231 38H233V37H231ZM231 38H229V39H231ZM3 39V43L4 44H9V43H11V42H9V43H5L6 42V40H5V38H2ZM20 39V38H19ZM47 39V37L45 38V40L43 41V42H45L46 43V41L48 40H46ZM107 40L106 41H108L109 40V36L106 38ZM8 40V39H7ZM9 40H12V37L11 38H9ZM96 40V39H95ZM174 40H177V39H174ZM197 40V39H196ZM244 40V39H243ZM51 41H52V39L50 40V44H52L51 43ZM72 41V40H71ZM178 41H179V39H178ZM231 40H228V42L226 41V45L228 46V48H230V49H232V47H233V45H232V43L230 42ZM8 42V41H7ZM57 41H53V44H55ZM59 42H60V40H59ZM70 42V41H69ZM95 42V41H94ZM93 42V44H95ZM88 43V44H87ZM101 43H104V42H101ZM107 43V42H106ZM215 43V42H214ZM218 43V42H217ZM18 44V43H17ZM16 44V45H17ZM73 44V43H72ZM71 44V45H72ZM77 44V43H76ZM96 44H98V43H96ZM115 44V43H114ZM131 44H132V42H131ZM187 44H188V42H187ZM12 45H14V43L12 44ZM67 45H69L68 43H67ZM85 45V46H84ZM117 45V44H116ZM191 45V44H190ZM220 45V44H219ZM232 45V46H231ZM4 46V45H3ZM5 46H7V45H5ZM9 46H10V44H9ZM7 47V48H12L13 46H11V47ZM18 46V45H17ZM45 46V45H44ZM57 46H59V43H57ZM73 47H77L78 46V48H79V50L81 49V46L79 45V44H77V46H75V44H73L72 45ZM193 46V45H192ZM224 46V45H223ZM226 46V47H227ZM16 47V46H15ZM15 47H13V49L15 48ZM19 46H18V48H20ZM128 47V46H127ZM162 47H163V45H162ZM195 47V46H194ZM48 48H50V47H48ZM67 48V47H66ZM77 48V49H78ZM52 49V48H51ZM87 49V48H86ZM85 49V50H86ZM92 49V48H91ZM90 49V50H91ZM199 49V48H198ZM254 49V50H253ZM5 50H7V49H5ZM74 50V49H73ZM79 50H77V51H79ZM82 50H84V48H82ZM143 50V49H142ZM3 51V50H2ZM10 53H11V50H8ZM16 51V49L14 50V52ZM36 51L34 50V52L36 53ZM45 51H47V53H48V49L47 50H45ZM76 51V50H75ZM87 51V52H86ZM84 53H86L87 55H90L91 54V52H93V51H88V50H86ZM129 51V50H128ZM175 51H177V50H175ZM211 51H213V50H211ZM3 52H6V51H3ZM13 52V51H12ZM24 52V51H23ZM29 52V53H30ZM52 54H51V56H48L47 55V57L49 58V57H53V58H56V59H58L59 61L60 60H62L61 59V57H58L59 55L55 52V50L53 49L52 51ZM143 52L145 53V55H147V51H145V50H143ZM216 52V51H215ZM231 52V51H230ZM27 53V52H26ZM32 53V52H31ZM30 53V54H31ZM46 53V52H45ZM50 53V52H49ZM63 53V52H62ZM148 53H152V52H149L148 51ZM154 53V52H153ZM153 53H152V55H153ZM214 53V52H213ZM233 53V52H232ZM12 54V53H11ZM79 54V53H78ZM85 54V55H86ZM221 54V53H220ZM224 54V53H223ZM0 55H1V53H0ZM6 54L5 53H3V56H5ZM27 55H28V53H27ZM70 55H72V54H66V58H67V60L66 61H68V59H69V61L71 62V64L73 63V61L71 60V58L72 57H70ZM75 55V54H74ZM73 55V56H74ZM81 55H83V53H82V51H81V53H80V55H79V57L77 56V58H80V56ZM98 56L99 55V53H96L95 54V56ZM214 55V54H213ZM218 55H219V53H218ZM10 56V55H9ZM12 56H13V54H12ZM23 56V55H22ZM26 56V55H25ZM25 56H24V58L23 59H25ZM31 56V55H30ZM34 57H35V55H33ZM94 56V57H95ZM103 56L104 57H106V56H109V58L110 59H112L113 58V56H114V51L113 50H109L106 54H104L103 53ZM148 56V55H147ZM150 56V55H149ZM164 57L165 58V56L164 55H161V57ZM215 56V55H214ZM228 57V56H227ZM5 58V57H4ZM14 58V57H13ZM20 58V57H19ZM27 58V57H26ZM29 58V57H28ZM35 58H37V57H35ZM65 58V57H64ZM74 58V57H73ZM89 58V59H88ZM88 58H86L85 57V59H88V61L90 60V56L88 57ZM163 58V59H164ZM167 58H169V56L167 57ZM218 58V57H217ZM219 58H220V56H219ZM2 59V58H1ZM8 59V58H7ZM39 59H41V56H40V58H37V60H39ZM52 59V58H51ZM81 59V58H80ZM94 59H96V57L94 58ZM129 59H131V58H129ZM176 59V58H175ZM13 60H15V59H13ZM47 61V64L48 63H50V62H48L49 60L48 59H46ZM40 61V60H39ZM43 61V60H42ZM54 61V60H53ZM52 61V62H53ZM64 61V60H63ZM91 61H92V59H91ZM95 61V60H94ZM94 61H92L91 63L93 64V65H95L94 63L96 62H94ZM131 61V60H130ZM181 61V60H180ZM6 62H10V63H14V61L13 62H11V61H6ZM6 62H4V63H6ZM31 62V61H30ZM29 62V63H30ZM41 62V61H40ZM46 62H45V65H46ZM51 62V63H52ZM85 62V61H84ZM114 61H111L110 60V63L112 64ZM183 62H185V61H183ZM10 63H9V65H10ZM33 63V62H32ZM38 63V62H37ZM57 63V62H56ZM60 63V62H59ZM81 63V62H80ZM100 63V62H99ZM41 64H43L42 62H41ZM41 64H40V67H42L41 66ZM53 64V63H52ZM67 64V63H66ZM70 64V63H69ZM76 63H74V64H72V65H75ZM87 64V63H86ZM85 63H84V66L86 65ZM88 64H89V62H88ZM96 64H98V63H96ZM104 64V63H103ZM130 64V63H129ZM136 64V63H135ZM228 64V63H227ZM2 65V63H0V68H4V66L5 67H7V64H4L3 65V67L1 66ZM19 65V64H18ZM17 65V66H18ZM44 65V64H43ZM56 65H58V64H56ZM105 65V64H104ZM137 65V64H136ZM229 67H230V71L227 73V74H225V78L229 81V78L230 79H232L233 77H229V75H230V73H231V70L233 69V67H235V57L233 56L232 58H231V60H230V62H229ZM12 66V67H11ZM14 66H15V64H14ZM13 65H10V66H8L7 68H11V69H18L19 70V73H22L21 72V69H19L18 67H14ZM50 66V65H49ZM48 66V67H49ZM53 66V65H52ZM60 66H61V64H60ZM21 67V66H20ZM25 67V66H24ZM44 67H46V66H44ZM62 67V66H61ZM71 67H73V66H71ZM70 66L68 67V68H71ZM102 67V66H101ZM114 67V66H113ZM49 68H51V66L49 67ZM86 68V67H85ZM134 68V67H133ZM145 68V67H144ZM195 68V67H194ZM6 69V68H5ZM24 69V68H23ZM25 69H28V67L27 68H25ZM52 69H54L53 67H52ZM82 69V68H81ZM80 69V70H81ZM96 69V68H95ZM211 69H213V67L211 68ZM2 70V69H1ZM56 70V69H55ZM59 70H60V72H58V70H57V73H58V75H59V77H60V74H61V77L63 78V77H65V76H62V75H64L63 74V70L64 69H61V68H59ZM62 70V71H61ZM79 70V72H81ZM86 71H88L87 70V68L85 69ZM89 70H91V69H89ZM94 70V69H93ZM4 71V70H3ZM28 71V70H27ZM65 72H66V74H67V72L69 71L67 68L64 70ZM203 73H204V71L203 70H201ZM9 72V71H8ZM91 72V71H90ZM119 72V71H118ZM145 72V71H144ZM211 72H213V71H211ZM220 72V71H219ZM4 73V72H3ZM18 73V72H17ZM69 73H70V71H69ZM89 73V72H88ZM88 73H86V74H88ZM1 74V73H0ZM28 74V73H27ZM82 74V73H81ZM93 74V73H92ZM189 74V73H188ZM218 74V73H217ZM222 73L220 72V75H221ZM55 75V74H54ZM72 75V74H71ZM144 75V74H143ZM4 76H6L5 74H4ZM4 76H2V74H1V77H4ZM13 76V75H12ZM15 76V75H14ZM30 76V75H29ZM53 76V75H52ZM69 76V75H68ZM221 76H223V74L221 75ZM16 77H17V75H16ZM60 77V78H61ZM89 77V75H87V78ZM228 77V78H227ZM5 78V77H4ZM3 78V79H4ZM11 78V77H10ZM21 77H18V79H20ZM34 77H30V79H31V81H30V83H32V79H33ZM53 78H55V77H53ZM91 78V77H90ZM104 78H105V75H101V80H104ZM13 79V78H12ZM16 79V78H15ZM17 79V80H18ZM23 79V78H22ZM22 79H20V84H22ZM29 79V77L27 78V80ZM149 79V78H148ZM220 79H221V77H220ZM34 80H36L35 78H34ZM156 80V79H155ZM3 81V83H4V80H2ZM48 81V80H47ZM62 81V80H61ZM66 81V80H65ZM228 81L226 82V83H228ZM231 81V80H230ZM232 81H233V79H232ZM1 82V81H0ZM14 82V81H13ZM18 82V81H17ZM28 82V81H27ZM41 82V81H40ZM48 82H50V81H48ZM52 82H54V81H52ZM16 83V82H15ZM30 83L28 84V85H30ZM43 83V82H42ZM66 83H68L67 81H66ZM181 83V82H180ZM185 83H187V82H185ZM8 84V83H7ZM27 84V83H26ZM44 84V83H43ZM229 85H230V82L228 83ZM228 84H226V85H228ZM25 85V84H24ZM27 85V86H28ZM51 85H52V83H51ZM73 85H75L74 83H73ZM79 85V84H78ZM156 85V84H155ZM192 85V84H191ZM194 85V84H193ZM5 86L6 85H1V87L0 88H5ZM13 85H11V87H12ZM18 86V85H17ZM16 86V87H17ZM26 86V87H27ZM46 87H49V85H45ZM21 86H19V88H20ZM23 87H25V86H23ZM32 87H34V86H32ZM61 87V86H60ZM65 87V86H64ZM67 87V86H66ZM72 87H74V86H72ZM77 87V86H76ZM88 87V86H87ZM190 87V86H189ZM230 86H227V89L229 88ZM8 88V87H7ZM29 88V87H28ZM40 88V87H39ZM50 88V87H49ZM48 88V89H49ZM191 88V87H190ZM8 89H12V88H8ZM7 89V90H8ZM23 89V88H22ZM31 89V88H30ZM42 89H44L43 87H42ZM52 89V88H51ZM187 89V88H186ZM7 90H5V91H7ZM35 90V89H34ZM47 90V89H46ZM69 90V89H68ZM22 91V90H21ZM43 91V90H42ZM49 91V90H48ZM54 91H56L57 93H61V91H57V90H54ZM70 91V90H69ZM177 91H178V89H177ZM1 92V91H0ZM10 92H12L11 90L8 92V93H10ZM13 92H15V91H13ZM53 92V91H52ZM51 92V93H52ZM94 92V91H93ZM204 92V91H203ZM4 93V92H3ZM6 93V92H5ZM16 93V92H15ZM22 93V92H21ZM46 93V92H45ZM54 93V92H53ZM63 93V92H62ZM95 93H98V92H95ZM109 93H111V92H109ZM113 93H114V95H118V94H120V93H118V94H115V92L113 91ZM112 93V94H113ZM117 93V92H116ZM2 94V93H1ZM26 94V93H25ZM33 94V93H32ZM66 94V93H65ZM64 93H63V95H65ZM5 95V94H4ZM6 95H8L7 93H6ZM12 95V94H11ZM56 95V94H55ZM61 95V94H60ZM62 95V96H63ZM67 95V94H66ZM69 95H71V94H69ZM114 95H107L108 97L110 96V97H113ZM121 95H123L122 93H121ZM26 96H30V95H25V97ZM35 96V95H34ZM39 96H43V95H39ZM49 96L50 95H48L47 96V98L49 99ZM54 96V95H53ZM53 96H51L52 97V99H54V100H56V98H53ZM57 96V95H56ZM124 96V95H123ZM134 96H136V95H134ZM0 97H2V96H0ZM4 97V99H6L5 98V96H3ZM32 97V96H31ZM60 97V96H59ZM68 97V96H67ZM77 97V96H76ZM81 97H84V96H81ZM81 97H77V98H81ZM107 97V98H108ZM110 97H109V99H110ZM126 97H128L127 95H126ZM201 97V96H200ZM241 97V98H242ZM45 98V97H44ZM43 98V100L45 101V99ZM46 98V99H47ZM62 98V97H61ZM115 98H116V96H115ZM130 98V97H129ZM141 98V97H140ZM243 98L241 99V100H243ZM2 99V98H1ZM13 99V98H12ZM12 99H11V101H12ZM16 98H14V100H15ZM20 99V98H19ZM67 99V98H66ZM69 99V98H68ZM67 99V100H68ZM74 99V98H73ZM82 99V98H81ZM84 99H85V97H84ZM93 98H91V100H92ZM117 99V98H116ZM199 99V98H198ZM201 99H203V98H201ZM8 100V99H7ZM13 100V101H14ZM31 100V99H30ZM30 100H27V101H30ZM34 100H35V97H34ZM34 100H31V101H34ZM36 100H39V99H36ZM35 100V101H36ZM41 100H42V98H41ZM70 100V99H69ZM75 100V99H74ZM73 100V101H74ZM90 97L88 98V96H87V98L85 99V100H82L83 101V103H84V107H89V106H85V104L86 105H90V104H88V102L90 103ZM240 100V102H242ZM0 101H2V100H0ZM26 101V102H27ZM51 100H49V102H50ZM53 101V100H52ZM70 101H72V100H70ZM93 101V100H92ZM96 102H100V100L99 101H97V100H95ZM102 102H104V100H101ZM147 101H149V100H147ZM223 101V100H222ZM247 101V102H246ZM3 102H6V101H3ZM3 102H0V103H3ZM25 102V101H24ZM48 102V101H47ZM56 103L58 102L57 100L55 101ZM74 102H76V101H74ZM112 103H115V102H113V101H111ZM238 102V101H237ZM239 102V103H240ZM263 102V103H262ZM6 103H8V101L6 102ZM28 103V102H27ZM40 103V102H39ZM52 103V102H51ZM54 103V102H53ZM56 103H54V104H56ZM77 103V102H76ZM76 103H75V105H76ZM109 103H110V101H109ZM118 103H121V102H118ZM262 103V104H261ZM9 104V103H8ZM19 104V103H18ZM17 104V105H18ZM44 104H45V102H44ZM50 104V103H49ZM58 104V103H57ZM103 104V103H102ZM121 104H123V102L121 103ZM126 104V103H125ZM38 105V104H37ZM40 105H41V103H40ZM60 105V104H59ZM59 105H57L58 107H59ZM93 104H91L90 106H91V108L92 107H94V106H92ZM129 105H130V103H129ZM137 105V104H136ZM244 105V106H243ZM20 106V105H19ZM18 106V107H19ZM26 106V105H25ZM80 106V105H79ZM82 107H83V105H81ZM80 106V107H81ZM152 106V105H151ZM0 107H3V105L1 106L0 105ZM27 107H28V105H27ZM31 107V106H30ZM145 107H148V106H145ZM239 107V106H238ZM247 108V109H245V108ZM15 108V107H14ZM13 108V109H14ZM91 108H89V111L90 112H92L93 110H95L96 109V107H94V109L92 110ZM98 109V111L97 110H95L96 112H95V114L97 115V113H99L101 110H99V107H97ZM137 108V107H136ZM148 108H150V106L148 107ZM154 108V107H153ZM1 109V108H0ZM3 109V108H2ZM11 109V108H10ZM9 109V110H10ZM26 109V108H25ZM24 109V110H25ZM29 109V108H28ZM27 109V110H28ZM62 109H63V107H62ZM64 109H65V107H64ZM80 109V108H79ZM86 109H88V108H86ZM86 109H84V110H86ZM126 109V108H125ZM186 109V108H185ZM185 109H183V110H185ZM244 109L246 110V111H244ZM21 110V109H20ZM23 110V109H22ZM23 110V111H24ZM220 110V109H219ZM236 110V111H237ZM243 112H242V111ZM66 111H68V110H66ZM83 111V110H82ZM88 111V110H87ZM88 111V112H89ZM188 110L186 109V112H187ZM12 112V111H11ZM19 112V111H18ZM20 112H22V111H20ZM24 112H26V110L24 111ZM69 112V111H68ZM86 112V111H85ZM102 112V111H101ZM108 112V111H107ZM169 112V111H168ZM179 112V111H178ZM181 112V111H180ZM185 112V113H186ZM199 112V111H198ZM203 112H205V111H203ZM242 112V113H241ZM4 113V112H3ZM6 113V112H5ZM23 113V112H22ZM87 113V112H86ZM149 113V112H148ZM184 113V112H183ZM182 113V114H183ZM184 113V114H185ZM7 114H8V112H7ZM13 114V113H12ZM70 114H71V112H70ZM88 114V113H87ZM102 114H105V113H103L102 112ZM183 114V115H184ZM190 114V113H189ZM19 115V114H18ZM17 115V116H18ZM24 115V114H23ZM71 115H74L73 113L71 114ZM88 115H91L90 113L88 114ZM107 116H109L108 114H106ZM4 116V115H3ZM6 116V115H5ZM5 116L4 117H2V114H1V116L0 117H2V120H3V118H5ZM10 116H11V114H10ZM14 116H15V114H14ZM14 116H13V118H14ZM75 116V115H74ZM98 116L99 117H101V113H99L98 114ZM103 116V115H102ZM224 116V115H223ZM244 116H245V118H244ZM9 117V116H8ZM8 117H7V120H11V117H9V119H8ZM30 117V116H29ZM97 117V116H96ZM98 117V118H99ZM184 117V116H183ZM12 118V119H13ZM80 118V117H79ZM102 118V117H101ZM113 118V117H112ZM185 118V117H184ZM78 119V118H77ZM81 119V118H80ZM100 119V118H99ZM103 119V118H102ZM116 119V118H115ZM187 121H189V126H190V119L189 118H185ZM213 119V118H212ZM216 119V118H215ZM244 119V120H243ZM262 119V120H261ZM6 120V121H7ZM105 119H103V121H104ZM117 120V119H116ZM141 120V119H140ZM214 120V119H213ZM260 120H261V122H260ZM1 121V120H0ZM5 121V120H4ZM13 121V120H12ZM11 121V122H12ZM142 121V120H141ZM243 121H244V123H243ZM3 122V121H2ZM83 122V121H82ZM120 122V121H119ZM107 123H109V122H107ZM115 123V122H114ZM122 123V122H121ZM123 123H125V122H123ZM193 123H195V122H193ZM5 124V125H4ZM4 124H1V126L3 127H7V125H8V123L6 124L5 122H4ZM11 124V123H10ZM86 124V123H85ZM115 124H117V123H115ZM125 124H127V125H130V124H128V123H125ZM246 124V125H245ZM262 124V125H261ZM11 125H14V124H11ZM91 125V124H90ZM126 125V126H127ZM192 126L194 125V127H195V124H191ZM220 125V124H219ZM187 126V125H186ZM198 126V125H197ZM196 126V128H198ZM226 126V125H225ZM10 127V126H9ZM15 127V126H14ZM18 127V126H17ZM21 127V126H20ZM114 127V126H113ZM115 127H118V128H120L121 129V127L120 126H118V125H116ZM132 127H134V126H132ZM13 128V127H12ZM19 128V127H18ZM17 128V129H18ZM25 128V127H24ZM95 128V127H94ZM136 128V127H135ZM187 128V127H186ZM191 128H193V127H191ZM202 128V127H201ZM16 129V128H15ZM22 129V128H21ZM35 129H37V127L35 128ZM95 129H97V128H95ZM137 129V128H136ZM188 129V128H187ZM200 129V128H199ZM19 130V129H18ZM30 130V129H29ZM191 130H194V129H191ZM200 130H202V129H200ZM3 131H5V130H3ZM3 131H2V133H3ZM11 131V130H10ZM13 131V130H12ZM11 131V132H12ZM19 131H21V130H19ZM19 131H18V133H19ZM28 131V130H27ZM32 131H34V130H32ZM98 131H99V129H98ZM120 131V130H119ZM128 131V130H127ZM141 131H142V129H141ZM144 131V130H143ZM179 131V130H178ZM178 131L176 132V134L178 133ZM187 131V130H186ZM188 131H190V129L188 130ZM187 131V132H188ZM199 131V130H198ZM25 132V131H24ZM102 132V131H101ZM123 132H125V133H128V132H126V129H125V131H123ZM146 132V131H145ZM144 132V133H145ZM186 132V133H187ZM205 132V131H204ZM14 133V132H13ZM108 132H106V133H104V134H106V135H108L107 134ZM7 134H9V133H7ZM27 134H28V132H27ZM30 134H33V133H30ZM37 134H38V132H37ZM37 134H36V131H35V137L36 138H38V136H40L39 134H38V136H37ZM129 134V133H128ZM179 134V133H178ZM234 134V135H235ZM10 135V134H9ZM53 135H54V133H53ZM127 135V134H126ZM130 135V134H129ZM11 136V135H10ZM34 136V135H33ZM128 136V135H127ZM132 138L133 137H135L134 135H130ZM152 136H154V135H152ZM257 136V137H256ZM264 136V135H263ZM2 137H3V135H2ZM43 137V138H42ZM45 137V135H42V136H40L39 137V139H41L42 138V140L43 139H45V141H46V139H48V138H44ZM111 137V136H110ZM57 138V137H56ZM56 138H54V139H56ZM61 138V137H60ZM179 138H181L180 136H179ZM219 138V137H218ZM8 139V138H7ZM136 139V138H135ZM162 139V138H161ZM246 139V140H245ZM3 140H4V138H3ZM49 140H52V139H49ZM49 140H47V141H49ZM99 140V139H98ZM98 140H96V141H98ZM109 139H107V141H108ZM136 140H138V139H136ZM163 140V139H162ZM6 141V140H5ZM14 141V140H13ZM12 141V142H13ZM39 141V140H38ZM95 141V140H94ZM94 141H92L93 143H94ZM95 141V142H96ZM100 141V140H99ZM98 141V143L99 144H101L100 142L101 141H103V140H101L100 142ZM166 141V140H165ZM54 142V141H53ZM52 141L50 142V143H53ZM118 142V141H117ZM141 144H143L141 141H139ZM221 142V141H220ZM243 142V143H244ZM3 143H5V142H3ZM16 144H17V142H15ZM25 143V142H24ZM38 143V142H37ZM71 143V142H70ZM167 143H170L171 144V142H167ZM222 143V142H221ZM6 144V143H5ZM14 144V143H13ZM12 144V145H13ZM28 144V143H27ZM54 144V143H53ZM57 146H60V145H58L57 143H55ZM55 144H54V146H55ZM66 144V143H65ZM72 144V143H71ZM92 144V143H91ZM105 144H107V146H105V147H108V143L105 141L104 143H103V146L105 145ZM124 144V143H123ZM149 144V143H148ZM173 144V143H172ZM175 144V143H174ZM234 144V143H233ZM29 145V144H28ZM36 145V144H35ZM96 145V144H95ZM98 145V144H97ZM96 145V146H97ZM124 145H126V144H124ZM144 145V144H143ZM223 145V144H222ZM3 146V145H2ZM14 146H15V144H14ZM66 146H67V144H66ZM68 146H70V145H68ZM91 146V145H90ZM96 146H94V147H96ZM99 146H101V145H99ZM100 147V148H105V147ZM145 146V145H144ZM219 146V145H218ZM233 146V145H232ZM258 146H260L261 148H263V149H261V152L262 153H260L261 155V157L258 155L257 156V152H256V150H258L260 147H258ZM61 148L62 147H65V146H60ZM72 147V146H71ZM126 147L128 148V147H130L129 145L127 146L126 145ZM175 147V146H174ZM173 147V148H174ZM180 146L178 145V147L176 148V149H178ZM11 148H12V146H11ZM28 148H29V146H28ZM28 148H24V150L26 151V149L28 150ZM32 148V147H31ZM35 147H33V149H34ZM66 148V147H65ZM65 148H64V150H65ZM73 148H75L74 146H73ZM96 148H98V147H96ZM96 148L94 149V151L96 150ZM147 148V147H146ZM182 148V147H181ZM218 148H221V147H218ZM257 148V149H256ZM37 149V148H36ZM36 149H34V150H36ZM70 148H68L67 150H69ZM79 149V151H81V149L80 148H78ZM92 149V148H91ZM90 149V150H91ZM176 149H175V152H176ZM180 149V148H179ZM179 149L177 150V151H179ZM1 150V149H0ZM11 150V149H10ZM40 149H38V151H39ZM66 150V151H67ZM71 150H72V148H71ZM105 150H107L106 148H105ZM131 150V149H130ZM149 150V149H148ZM185 151H186V149H184ZM219 150H221V149H219ZM4 151V150H3ZM19 151H21L22 152V149H20L19 148ZM30 151V150H29ZM78 151V152H79ZM99 152V148H98V150H96V152ZM168 151V150H167ZM172 151H174V150H172ZM181 151H183V150H181ZM180 151V152H181ZM189 151L190 150H188V152L186 151L185 153H189ZM6 152V151H5ZM13 152H15V151H13ZM40 152H42V151H40ZM72 152V151H71ZM73 152H74V149H73ZM72 152V153H73ZM83 152V151H82ZM95 152V153H96ZM102 152V151H101ZM134 152H135V150H134ZM152 152V151H151ZM174 152V153H175ZM217 152H219V151H217ZM256 152V153H255ZM3 153V152H2ZM84 153H86V151L85 152H83L82 154H84ZM95 153H92V154H95ZM136 153L138 154L139 152H137L136 151ZM196 153V152H195ZM212 153V152H211ZM255 153V154H254ZM6 154H7V152H6ZM19 154V153H18ZM46 154L48 155L49 153H47L46 152ZM75 154H77V151L75 152ZM81 153L79 152V156L81 157L82 155H80ZM91 154V155H92ZM140 154V153H139ZM176 155H177V152L175 153ZM191 154H192V152H191ZM219 154V153H218ZM2 155V154H1ZM12 155V154H11ZM11 155H9V156H11ZM25 155V154H24ZM24 155H22V156H24ZM29 155V154H28ZM28 155H26V157L28 156ZM38 155H40V154H38ZM84 155H86V154H84ZM142 155V154H141ZM156 155V154H155ZM182 155V154H181ZM184 155V154H183ZM182 155V156H183ZM193 155H195V154H193ZM199 155L200 154H198V158L197 159H202V158H199ZM202 155V154H201ZM200 155V157H202ZM203 155H205V154H203ZM212 155H214V154H212ZM232 155H231V157H232ZM52 156V155H51ZM87 156V155H86ZM94 156V155H93ZM143 156V155H142ZM170 156V155H169ZM178 156V155H177ZM176 156V157H177ZM209 156V155H208ZM216 156V155H215ZM215 156H213V158H215ZM217 156H219V155H217ZM254 156H256L257 158L259 157L260 158V160L258 159V163L256 164L255 163V161H257L256 160V157H255V161L253 160L252 161V159L254 158ZM1 157V156H0ZM33 157V156H32ZM32 157H31V154H30V156H29V158L32 160ZM53 157V156H52ZM72 157V156H71ZM88 157V156H87ZM172 157V156H171ZM173 157H175V156H173ZM205 157V156H204ZM212 157V156H211ZM241 159H240V158ZM3 158V157H2ZM28 158V157H27ZM28 158V159H29ZM45 158V157H44ZM83 158V157H82ZM98 158H100V156L98 157ZM88 159H90V157H88ZM101 160H102V158H100ZM145 159L146 160H148L146 157H145ZM161 159V158H160ZM163 159H165V158H163ZM176 160L178 159V158H175ZM212 159V158H211ZM57 160H60V159H58L57 158ZM82 160V159H81ZM85 160H87V159H85ZM104 160V159H103ZM167 160V159H166ZM34 161V160H33ZM62 161V160H61ZM90 161V160H89ZM94 162L95 161V163H99V161H97L96 162V159L94 160V158H91V162ZM150 161V160H149ZM185 161V160H184ZM210 161V160H209ZM63 163L65 162L66 164H68V163H70V162H66V161H62ZM78 162V161H77ZM108 162V161H107ZM178 162V161H177ZM199 162V161H198ZM197 162V163H198ZM205 162V161H204ZM204 162H202L203 164H204ZM15 163V162H14ZM35 163L37 164V162L35 161ZM78 163H80V162H78ZM101 163V162H100ZM185 163V162H184ZM183 163V164H184ZM196 163V164H197ZM206 163V162H205ZM262 163H264V162H262ZM40 164V163H39ZM50 164V163H49ZM71 164V163H70ZM102 164H104V163H102ZM155 164V163H154ZM167 164V163H166ZM196 164H194V165H196ZM253 164V165H252ZM256 165V169L254 168L255 167V165ZM25 165V164H24ZM23 165V166H24ZM42 165V164H41ZM40 165V166H41ZM50 165H52V164H50ZM62 165V164H61ZM100 165V164H99ZM156 165V164H155ZM185 165V164H184ZM187 165V164H186ZM201 165V164H200ZM199 165V166H200ZM71 166V165H70ZM101 166H103V165H101ZM112 166V165H111ZM189 166H192V165H189ZM226 166V165H225ZM225 166H224V169H225ZM254 166V167H253ZM264 166V165H263ZM43 167V166H42ZM54 167V166H53ZM56 167V166H55ZM66 167V166H65ZM72 167V166H71ZM116 167H118V166H116ZM158 167V166H157ZM181 170L183 169L182 167H184L182 164H181ZM180 167L178 168H176V169H179V170H175V177H176V175L178 176L179 174H180V172H182L181 170H180ZM223 167V166H222ZM221 167V168H222ZM29 168V167H28ZM30 168H32V167H30ZM30 168H29V170H30ZM107 168H111L110 166L108 167L107 166ZM190 168H192V167H190ZM190 168L188 169V167H187V170H188V172L191 174V172L189 171L190 170ZM259 168V167H258ZM47 169V168H46ZM59 169H61V168H59ZM71 168H69V170H70ZM73 170H74V172L76 171L75 169H77L76 167H74V168H72ZM71 169V171H73ZM79 169V168H78ZM113 169V171H115V173L117 172H119V174L121 173L119 170L117 171L115 168H112ZM199 169V168H198ZM223 168H222V170H224ZM254 169V170H253ZM2 170H4V169H2ZM1 170V171H2ZM8 170H10L9 168H7V170H5V172H8ZM32 170H33V168H32ZM48 170H49V168H48ZM52 170V169H51ZM62 170V169H61ZM143 170V169H142ZM141 170V171H142ZM173 170V169H172ZM184 170H186V168L184 169ZM183 170V174H186L185 173V171ZM186 170V171H187ZM195 169H193V171H194ZM212 170H213V168H212ZM246 170H248V171H246ZM252 171V173H251V171ZM256 170V171H255ZM53 171H56L55 169L53 170ZM64 171V170H63ZM255 173H254V172ZM36 172H39V170H35V174H36ZM52 172V171H51ZM65 172V171H64ZM67 172V171H66ZM144 172V171H143ZM178 172H179V174H178ZM230 172V173H231ZM246 172V173H245ZM248 172V173H247ZM55 173V172H54ZM58 173V171H56V174ZM68 173H70L71 175H72V173L71 172H68ZM77 173H81V172H78V170H77ZM127 173H129L128 174V176L131 174L130 172H128L127 171ZM164 173V172H163ZM221 173H223V172H221ZM250 173V174H249ZM7 174H9V172L7 173ZM37 174H39V173H37ZM41 174H43V173H41ZM60 175L62 174V176H64L65 178H66V176H68V175H64L63 173H59ZM82 174V173H81ZM165 174H166V172H165ZM183 174H180L181 176L183 175ZM190 174H188V175H190ZM211 174V173H210ZM253 174V175H252ZM4 175V174H3ZM20 175V174H19ZM40 175V174H39ZM44 175V174H43ZM84 175V174H83ZM121 175V174H120ZM213 175H215V174H213ZM218 175V174H217ZM255 175V176H254ZM45 176V175H44ZM72 176H74V174L72 175ZM77 175H75V177H76ZM85 176H86V174H85ZM88 176V175H87ZM123 176H125L124 175V173H123ZM127 176V177H128ZM132 176H134L133 174H132ZM174 176V175H173ZM181 176L179 177L181 180H182V178H181ZM184 176H187V175H184ZM207 176V175H206ZM221 176V175H220ZM250 177V180H249V177ZM261 176V175H260ZM6 177V176H5ZM12 178V176L11 175H9V178ZM48 177V176H47ZM56 177V176H55ZM79 177V176H78ZM129 177H131V176H129ZM136 177V176H135ZM163 177V176H162ZM162 177H160L161 178V180H162ZM164 177H166V176H164ZM163 177V179L164 180H166L165 178ZM218 177V176H217ZM10 178V179H11ZM50 178H52V177H50ZM69 178H71L70 176H69ZM77 178V177H76ZM80 178H82V177H80ZM91 178V177H90ZM140 178V177H139ZM160 178L159 179H156V180H160ZM179 178H177L178 180H179ZM231 178V177H230ZM238 178H240V181L238 180ZM0 179H2V178H0ZM6 179V178H5ZM67 179V178H66ZM83 179V178H82ZM91 179H93V178H91ZM96 180H99V179H97V178H95ZM130 179V178H129ZM134 179V178H133ZM142 179V178H141ZM183 179L185 180V178L183 177ZM204 179V178H203ZM232 179V178H231ZM2 180H4V179H2ZM7 180V179H6ZM13 180H15V178H13ZM51 180H54V181H56L54 178H52ZM67 180H69V179H67ZM70 180H72V178L70 179ZM74 180V182H76V180L75 179H73ZM94 180V179H93ZM135 180V179H134ZM144 180V179H143ZM164 180H163V182H164ZM180 180V181H181ZM249 180V181H248ZM1 181V180H0ZM8 181V180H7ZM83 181H84V179H83ZM82 181V182H83ZM99 181H102V180H99ZM137 182H139L138 180H136ZM183 181V180H182ZM186 181V180H185ZM264 181V180H263ZM2 182H4V181H2ZM59 182V181H58ZM79 183H80V181H78ZM78 182H76V183H78ZM166 182V181H165ZM164 182V183H165ZM239 182V183H238ZM247 182V183H246ZM1 183V182H0ZM61 183V182H60ZM84 183V182H83ZM93 183V182H92ZM91 183V184H92ZM103 183L104 184H106V182L103 180ZM139 183H143L141 180H140V182ZM145 183V182H144ZM153 183V182H152ZM151 183V184H152ZM182 183V182H181ZM185 183V182H184ZM259 183V182H258ZM4 184V183H3ZM87 184V183H86ZM108 184V183H107ZM150 184V183H149ZM160 184V183H159ZM183 184V183H182ZM185 184H189V188H191L190 187V183H189V181H186V183ZM241 184V185H240ZM253 184H256L255 182L253 183L252 182V185ZM6 185V184H5ZM67 185V184H66ZM65 185V186H66ZM72 185H74V183H72ZM112 185V184H111ZM115 185H117V184H115ZM153 185H155V184H153ZM178 185V184H177ZM177 185H175V186H177ZM186 185V186H187ZM220 184L218 183V186H219ZM239 187H238V186ZM245 186V188L243 187V186ZM264 185V184H263ZM262 185V187H259L261 190H262V194L264 195V186ZM7 186V185H6ZM6 186H5V193H7V195H9V197H10V195H12V194H10L9 193V191L7 190V188H6ZM9 187H10V185H8ZM37 186V185H36ZM79 186H80V184H79ZM78 186V187H79ZM85 186V185H84ZM96 186V185H95ZM112 186H114V185H112ZM192 186V185H191ZM254 186H256V185H254ZM67 187V186H66ZM81 187V186H80ZM79 187V188H80ZM87 187V186H86ZM86 187H84L85 189H87L88 190V188H86ZM181 187H182V185H181ZM192 187H194V185L192 186ZM229 187V188H230ZM253 187V186H252ZM257 187V186H256ZM15 188V187H14ZM84 188H82L83 190H85ZM100 188H102V186H100ZM103 188H105V189H109V188H111V187H109L108 188V186H107V188L106 187H103ZM120 188V187H119ZM153 188H157V187H155V186H153ZM161 188V186H158V189H156V190H159ZM178 188H180L179 186H178ZM231 188L229 189V190H231ZM263 188V189H262ZM16 189V188H15ZM18 189V188H17ZM19 189H20V187H19ZM89 189H91V188H89ZM112 190H114L113 188H111ZM121 189V188H120ZM164 189V188H163ZM166 189V188H165ZM245 189V190H244ZM74 190V189H73ZM96 190V189H95ZM98 190V189H97ZM116 190V189H115ZM118 190V189H117ZM200 190V189H199ZM240 190V191H239ZM77 191V190H76ZM88 191H90L91 192V194H92V192H95L94 190H93V188H92V191L91 190H88ZM88 191H87V193H88ZM119 191V190H118ZM160 191V190H159ZM166 191H167V189H166ZM191 191V190H190ZM243 191V192H242ZM71 192H72V190H71ZM78 192H80L81 194V198H82V196H83V199L85 198V194H86V191H84V192H81L80 190H78L76 193L78 194ZM101 193H103L102 195L104 196V193L106 192V191H100ZM120 192V191H119ZM133 192H134V190L133 189H129L127 192H126V195H127V197H128V201H127V203L125 204V202H123L122 201V203L123 204H125V205H127V207H130V206H133V205H135V204H133V202H132V197H133ZM241 193V194H238V193ZM48 193V192H47ZM106 193H109L108 191L106 192ZM105 193V194H106ZM122 193H123V191H122ZM122 193H120V194H122ZM160 193L162 194V192L160 191ZM171 193H173L172 191H171ZM170 193V194H171ZM183 193V190H182V192H180L179 194H178V198H179V196H180V194H182ZM234 193V194H233ZM249 193H251V195L249 194ZM260 193V194H261ZM2 194V191L0 190V195ZM14 194V193H13ZM90 194V193H89ZM89 194H88V196H89ZM113 194V193H112ZM119 193H117V195H118ZM161 194H159V198H160V195ZM184 194V193H183ZM183 194L181 195L182 197H183ZM85 195V196H84ZM98 195H101V194H97V196ZM101 195V197H103ZM114 195H116V193H114ZM125 195V194H124ZM145 195H147V194H145ZM148 195H150V197L151 196H153V194L151 195V194H148ZM172 195V194H171ZM199 195V194H198ZM233 195V196H232ZM259 195V194H258ZM17 196V195H16ZM96 196V195H95ZM108 196H110L109 194H108ZM176 196V195H175ZM174 196V197H175ZM180 196V197H181ZM256 196V195H255ZM254 196V198H256ZM14 197V196H13ZM90 197V196H89ZM99 197V196H98ZM111 197V196H110ZM136 197H137V195H136ZM138 197H140V198H142L143 199V197H141V196H138ZM157 196H155L154 195V197H152L153 199H151V200H148L149 202L150 201H152L153 203H154V201L153 200H158L159 198H158ZM177 197V196H176ZM175 197V198H176ZM189 197V196H188ZM38 198V197H37ZM36 198V199H37ZM92 198H94V196L93 197H91V200H92ZM146 198V197H145ZM144 198V199H145ZM155 198H158V199H155ZM163 198V197H162ZM169 198V197H168ZM178 198H177V201H178ZM231 198V200H229L230 201V205H229V208H228V213H227V215L229 214V216L232 214V217L233 216H235V214H237L238 216H240V217H238L240 220H241V223L243 222V224L238 228V230H240V232L242 233V235H246V236H248V237H246V236H239L240 238L242 237L243 239L241 240L239 237V239H240V244L238 245L239 247H237L236 248V250H237V255L235 256H233V254H231L230 256H228L229 254H230V252H229V246H227V248H225L226 247V245H229V239H230V237L231 236H229V233H230V231H231V227H230V225L231 224H233V220H231V219H233L232 217H229V216H227V219H229L230 218V220H228V222L230 221V222H232V223H230V225H229V223H227L228 225H226L227 227L225 228V229H227V228H229L230 230H226L225 232H226V234L224 235V236H226V237H224L225 238V242H226V245H225V243H224V248H225V250L223 251L224 253H223V264H227L228 263V259H231L232 258V256L234 257V258H232V259H234V261H236L237 259V261L236 262H238L239 264H250L249 262H252V261H249V259H251L252 257H254V254L256 253H258L260 250V256L263 258H261L260 256H258V257H254V259H255V261H254V263L255 264H257L258 263V261H259V263L260 262H262V261H264V250H262L263 249V245H262V243L260 242V238L262 237L263 238V236H262V234H261V237L259 236V240L257 241V239H256V241H252V240H250V236H251V234L253 235V236H251V239H253L252 237H256V236H258V235H260V233H258L257 232V230L260 232V230H262V227L264 226V224H263V226H261L262 225V223L264 222H262L261 223V221L262 220H264L263 219V217L264 216H261L260 217V215H262V213L264 212V199L262 198V202L260 201V203H256V204H254V206H253V204H250V206H248V207H245L242 203L241 204H239V205H241V206H239L238 208H236V209H238V212L237 213H235L234 215H233V210L235 209V207H233L232 206V202L234 201L233 199ZM242 198V197H241ZM248 198H251L250 200L248 199ZM254 198L252 199V200H254ZM46 199V198H45ZM87 199V198H86ZM94 199H96V197L94 198ZM93 199V200H94ZM117 199V198H116ZM115 199V197H114V201L116 200ZM143 199V200H144ZM150 199V198H149ZM164 199V198H163ZM182 199V198H181ZM184 199V198H183ZM205 199V198H204ZM238 199V198H237ZM51 200V199H50ZM90 200V198H88V201ZM93 200H92V202H93ZM97 200V202H95V203H97L98 204V199H96ZM102 200H105L104 198L102 199ZM164 200H166V199H164ZM170 200V199H169ZM175 200V199H174ZM180 200V199H179ZM184 200H186V199H184ZM188 200V199H187ZM191 199H189V201H190ZM249 200V201H248ZM256 200V199H255ZM100 201H101V199H100ZM117 201V200H116ZM180 201H182V200H180ZM179 201V202H180ZM189 201H187V203L189 202ZM228 201V202H229ZM40 202V201H39ZM63 201H61L60 202V205L58 206L59 207V209H63V210H65V208H63L62 207V205H63V203H62ZM106 202V200L104 201V203ZM121 202V200H118V203L117 204H121L120 203ZM152 202H150V204L152 203ZM157 202V201H156ZM159 202V201H158ZM157 202V203H158ZM164 202H166V201H164ZM164 202H162V204L164 203ZM250 202H253V201H250ZM258 202V201H257ZM16 203H17V205H19V206H22V207H27L28 209H29V207H30V209H29V211H30V213H29V216L28 217H21V215L20 214H16L17 216H15V218H16V223L18 224V223H26V225H27V223H29L28 225H30V228H32V229H30V230H33L34 232H37V231H39V228L37 227V226H35L33 223H32V220L34 219V217L36 218H38L39 216H45L44 215V213H42L40 210H39V208L38 207H35L29 200H27V199H22V198H19V197H17V201H16ZM70 203V202H69ZM94 202H93V205L95 204ZM103 203V202H102ZM102 203H99V204H102ZM107 203H108V201H107ZM167 203V202H166ZM181 203V202H180ZM207 203V202H206ZM243 203H245V202H243ZM254 203V202H253ZM262 203H263V207L261 206L262 205ZM62 204V205H61ZM65 204V203H64ZM66 204H68V202L66 203ZM65 204V205H66ZM74 204V203H73ZM72 204V205H73ZM109 204V203H108ZM186 204V203H185ZM184 204V205H185ZM229 204V203H228ZM258 204H259V206L261 207V208H263V209H261V211H258V209H260V207L258 206ZM69 205H71V204H69ZM75 205V204H74ZM152 205V204H151ZM155 205V204H154ZM158 205V206H157ZM181 205H183V203H181ZM188 207H189V204H186ZM238 205V204H237ZM244 207H243V206ZM43 206V205H42ZM46 206V205H45ZM51 206H52V204H51ZM60 206H61V208H60ZM98 206V205H97ZM101 206V205H100ZM105 206V209H108L109 211L111 210V209H109L107 206H109V205H104ZM104 206H103V208L102 209H104ZM111 206V205H110ZM120 206V205H119ZM155 206H157V208H159V206H161L160 204H156ZM255 206H257V208L255 207ZM49 207V206H48ZM66 207H67V205H66ZM94 207H96V206H94ZM99 207V206H98ZM107 207V208H106ZM115 207V205L113 206V208ZM133 207H135V206H133ZM145 207V206H144ZM149 207H151V206H149ZM165 207V206H164ZM234 209H233V208ZM237 207V206H236ZM253 209H252V208ZM51 208V207H50ZM120 207H117V209H119ZM146 208V207H145ZM145 208H143L144 209V211H145ZM157 208H153L152 207V209H154V211H153V214H155L156 212V215H162V212L160 213V214H158L159 212V210H161L160 208H159V210H156L155 211V209H157ZM251 209L250 211H248V209ZM54 211H51V212H53L54 214L56 213V211L58 210H55L54 208H52ZM69 209H70V206H69ZM69 209H67V210H69ZM165 208H163L162 209V211L164 210ZM184 209V208H183ZM187 209H189V208H187ZM187 209H186V212H187ZM233 209V210H232ZM257 209V210H256ZM75 210H76V208H75ZM92 210V209H91ZM121 210H122V207H121ZM149 210V209H148ZM182 210V209H181ZM185 210V209H184ZM209 210V209H208ZM105 211V210H104ZM114 211V210H113ZM118 211V210H117ZM151 210H149V211H147V212H150ZM165 211V210H164ZM235 211V210H234ZM251 211H254V212H256L257 211V214L255 213V215H259L258 216V218L260 219V221H259V219L257 218V217H254V212H252V213H250ZM72 212H73V210H72ZM72 212H70V213H65L66 214V217H68V216H70V214L72 213ZM91 212V211H90ZM105 212H107V211H105ZM114 212H116V211H114ZM120 212H122V213H124V216H125V220L126 221H124V222H128L130 225H131V222H133V220H135L136 218H138V215H136L135 213H133V212H131L129 209H127V210H125L124 212L123 211H120ZM141 212H143V210L141 211ZM152 212V211H151ZM155 212V213H154ZM179 212V211H178ZM215 212V211H214ZM260 212V213H259ZM58 213H59V210H58V212H57V214L56 215H58ZM109 213V212H108ZM164 213H166V212H164ZM216 213V212H215ZM50 214H52V213H50ZM111 214V213H110ZM119 214V213H118ZM142 214V216L144 215L143 213H141ZM148 214V213H147ZM167 214V213H166ZM214 214V213H213ZM250 214V215H249ZM62 215V214H61ZM72 215V214H71ZM79 215V214H78ZM117 215V214H116ZM123 215V214H122ZM146 215V214H145ZM156 215L155 216H153V217H155L156 218ZM177 215H178V213H177ZM176 215V216H177ZM189 215V214H188ZM188 215H186V216H188ZM193 215V214H192ZM55 216V215H54ZM114 216V215H113ZM112 216V219L114 218ZM162 216H164V214L162 215ZM162 216H160V217H162ZM251 216V217H250ZM64 217H65V215H64ZM81 217H84V216H81ZM115 217H118V216H115ZM121 217V216H120ZM150 217H152V216H148L147 218H150ZM185 217V216H184ZM190 217V216H189ZM229 217V218H228ZM236 217V216H235ZM250 217V218H249ZM69 219H70V217H68ZM85 218V217H84ZM176 218H178V217H176ZM186 218V217H185ZM184 218V219H185ZM256 218V219H255ZM261 218H262V220H261ZM83 219V218H82ZM122 219H124V218H122ZM121 219V220H122ZM158 219V218H157ZM164 219V218H163ZM191 219V218H190ZM238 219V220H239ZM249 219V220H248ZM258 219V220H257ZM0 220H1V218H0ZM65 220H67V218H65ZM70 220H72V219H70ZM84 220V219H83ZM115 221H113V222H116V225L121 221V220H119V221H117V218H115L114 219ZM147 220V219H146ZM159 220V219H158ZM175 220H177V219H175ZM187 220V219H186ZM256 220H257V222H258V224H259V226L260 227H257L256 226ZM68 221V220H67ZM73 221V220H72ZM104 221H106V220H104ZM150 221V220H149ZM153 221V220H152ZM70 222V221H69ZM68 222V223H69ZM75 222H77V220L75 221ZM139 222V221H138ZM160 222V221H159ZM179 222V221H178ZM183 222V221H182ZM237 222V221H236ZM252 222V223H251ZM71 223V222H70ZM74 223V222H73ZM99 223H101V222H99ZM136 223L137 222H135L134 224L136 225ZM168 223V222H167ZM170 223V222H169ZM176 223V222H175ZM240 223V224H241ZM252 225H250V224ZM122 224H123V222H122ZM138 224V223H137ZM140 224V223H139ZM158 223H156V226L153 228V229H156V231L157 230H159L158 229V225H159V228H160V231H161V233H163L162 232V228H165V227H162L160 224H158ZM171 224H173L174 225V222L173 223H171ZM178 224V223H177ZM261 224V225H260ZM46 229H53V228H58V227H61L60 225H57V224H54L52 221H50V220H48L47 222H46ZM77 225H79L78 223H77ZM132 225H133V223H132ZM141 225V224H140ZM191 225V224H190ZM18 225H16V227H15V231H14V229H13V231L15 232H13V236L10 234V237L11 238H14V237H16V236H14V235H16V231H18L17 230V227ZM80 226V225H79ZM136 226H138V225H136ZM142 226V225H141ZM176 226V228H178V226L175 224L174 225V227ZM234 226V225H233ZM256 226V227H255ZM13 227V228H14ZM29 227V226H28ZM140 227V226H139ZM183 227H185V226H183ZM191 227V226H190ZM251 227V228H250ZM140 228H144V227H140ZM149 228V227H148ZM187 228H189V227H187ZM192 228V227H191ZM190 228V229H191ZM251 230H250V229ZM255 228H256V230H255ZM258 228V229H257ZM259 228H261V229H259ZM105 229V228H104ZM110 229V228H109ZM108 229V230H109ZM145 229V228H144ZM144 229H142V230H144ZM152 229V230H153ZM254 229V231H252ZM264 229V228H263ZM94 230V231H93ZM95 230H96V227H92V231H93V233L95 232ZM98 230V229H97ZM103 230V229H102ZM110 230H112V229H110ZM109 230V231H110ZM148 230H150V229H148ZM193 230V229H192ZM195 230V229H194ZM89 231H91V230H89ZM100 231H101V229H100ZM144 231H146V230H144ZM143 231V233H144V235H145V232ZM153 231H155V230H153ZM229 231V232H228ZM248 231H249V233H248ZM264 231V230H263ZM103 232H104V230H103ZM106 232H107V230H106ZM106 232H105V236L106 235H108V233L106 234ZM111 232V231H110ZM141 233H142V231H140ZM147 232V231H146ZM149 232V231H148ZM152 232V231H151ZM150 232V233H151ZM172 232V231H171ZM174 232H176L175 231V229H174ZM192 232V231H191ZM251 232V233H250ZM262 232V231H261ZM73 233V232H72ZM90 233V232H89ZM102 233V232H101ZM101 233H99L98 235L99 236H101ZM170 233V232H169ZM184 233H185V231H184ZM237 233H238V231H237ZM254 233L255 234H257L256 236H254ZM171 234V233H170ZM170 234L168 235V236H170ZM179 234V236H181L182 237V235H183V233H182V235H180V233H178L177 232V234H175V235H178ZM97 235V236H98ZM110 235V234H109ZM151 235V234H150ZM163 235V234H162ZM171 235H173V234H171ZM187 235V234H186ZM98 236V237H99ZM185 236V235H184ZM190 236H192V235H190ZM189 236V237H190ZM160 237H163V236H160ZM166 237V236H165ZM186 237V236H185ZM189 237H186L187 239H190ZM17 239L19 238V237H16ZM16 238H14L15 240H16ZM70 238H78L79 239V237L78 236H76V235H73V234H70ZM82 239H84V237L82 236L81 237ZM102 238V237H101ZM106 238H107V236H106ZM111 238V237H110ZM167 238V237H166ZM238 238H236V239H238ZM246 240H245V239ZM248 238V239H247ZM10 239V238H9ZM109 239V238H108ZM176 239H178V238H176ZM180 239V238H179ZM185 239V238H184ZM12 240V239H11ZM11 240H10V242H11ZM14 240V241H15ZM19 240V239H18ZM18 240H16V242L15 243H17V241ZM102 240V239H101ZM110 240V239H109ZM114 241L116 240V239H113ZM183 240V239H182ZM234 240V239H233ZM247 240H249L248 242H246ZM263 240V239H262ZM14 241H12V245L13 244H15L14 243ZM88 241H90V240H88ZM104 241H106L105 239H104ZM108 241V240H107ZM118 241V240H117ZM178 241V240H177ZM185 241V240H184ZM250 241H252V242H250ZM93 242V241H92ZM109 242V241H108ZM116 242V241H115ZM190 242H191V240H190ZM239 242V241H238ZM253 242H254V244L256 243V242H258V243H261L260 245H261V247H262V249H260L258 246H257V244H256V249H258V251L255 249V246L253 245ZM247 243H249V244H247ZM95 244V243H94ZM100 244V243H99ZM97 245V260H96V264H101L100 263V259L99 258H107L108 260H109V262L111 263V264H125V262H127V259L126 258H119V259H115V257H114V255L113 254H111L112 252H109V250H107L106 248H104V246L102 247V245L100 246V245ZM104 244H108L107 242H104ZM109 244H110V246H112L111 245V243L109 242ZM238 244V243H237ZM3 245H5L4 243H3ZM96 245V244H95ZM187 245V244H186ZM250 245H252L251 247H253V249H255L254 251H256L253 255H250V251H253L252 249L250 250ZM259 245V244H258ZM259 245V246H260ZM1 247H3L2 246V244L0 245ZM11 245H8L7 246V244L5 245V248L7 249V250H3V249H5V248H0V257H2V258H5L6 259V257L8 258L9 256H6V255H8L7 253L9 252L11 255H13L12 254V251H13V253H14V249L12 248V246H11V249L9 250L8 249V247H10ZM109 247V246H108ZM130 247V246H129ZM133 246H131V248H132ZM233 247V246H232ZM131 248H130V250H131ZM113 249V248H112ZM119 249V248H118ZM239 249V250H238ZM115 250V249H114ZM241 250V251H240ZM249 250V251H248ZM122 251V250H121ZM212 251V250H211ZM214 251V250H213ZM240 251V252H239ZM240 253V254H239ZM248 253H249V256H250V258H249V256H248ZM258 253V254H259ZM262 253V254H261ZM129 255H131V254H129ZM209 255L211 256V257H213V255H214V253L213 254H211V252L209 253ZM125 256H127V253H126V255ZM240 256V257H239ZM252 256V257H251ZM256 256V255H255ZM132 257V255L129 257H127L128 259L130 258V261H131V258ZM112 258V259H111ZM256 258L257 259H259V260H256ZM260 258H261V260H260ZM9 259V258H8ZM210 259V258H209ZM79 261H81V260H79ZM78 261V262H79ZM10 262H12V260H10ZM77 262V264H83L82 262H79L78 263ZM235 262V263H236ZM234 263V264H235ZM12 264V263H11ZM25 264H41V263H39L35 258H33V257H31V256H29V257H27V258H25ZM229 264V263H228Z\"/></svg>",
  "mask_w": 264,
  "mask_h": 264
}]
</instances>
